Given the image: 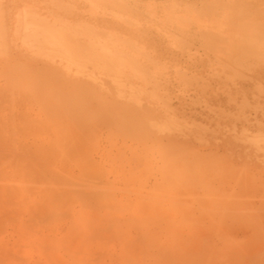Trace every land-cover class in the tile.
I'll return each mask as SVG.
<instances>
[{"label": "rangeland", "instance_id": "374dc122", "mask_svg": "<svg viewBox=\"0 0 264 264\" xmlns=\"http://www.w3.org/2000/svg\"><path fill=\"white\" fill-rule=\"evenodd\" d=\"M111 3H113V4H111ZM118 3H120V5ZM23 8H25V9L27 8V10L28 9L36 10L41 15L42 18L47 19L46 21L51 26L57 27V25L60 24V25H62L60 28H63V25H64V27H66V25H67V27L70 26L69 27L70 31H72V30L75 31L76 29H78L77 27H79L82 30H87L86 34H84V32H83L81 37H79V42H80V40L81 41L83 40L82 42H80V44L82 46L84 45V46L89 47L87 43L89 41H91L93 39L92 37H94V36L100 37V38L104 37L105 39L107 37L108 38L107 42L108 41L110 42V39L116 40L115 41L116 45H114V46L117 47V42H118L119 43L118 45H120L119 46L120 49L118 48L119 50H121L123 53H126L128 56H133L134 59H137V62H138L137 67H139L140 70L142 69L141 70L142 72L145 71V72H143V76L146 75L147 77L145 78V80L150 81V82H148L149 84L147 83L146 85L145 84L143 85L139 80H137V78L129 79V80H131V82H132V80H134L132 82V87L137 88L139 86V88H137V89H140L144 93L143 96H142V94H140L138 97V98H140V96L143 97L141 100L139 99V104L144 103V105H142V104L137 105V103H136L137 106H135V107H139L142 110V113L146 112V115H148V118L152 119V120L149 119L150 121L148 119H146L145 122H147V121L150 122V126H151V123L154 122L155 125L159 127V124H162L164 121L167 122L168 118H169V120H171L172 123L178 119L175 122L176 124L178 123L177 126H176V124H173L174 125L173 126L174 132L173 131L172 132L171 131H169V132H167V131L162 132L161 131L159 133V131H157L159 133L158 134V133H156L155 129L151 128L152 130H154L156 135H154V136L150 135V136H148V138L151 140L152 139H156V140L155 141L152 140L151 142H149V139H148L147 142L149 144L153 143V146L155 144L154 149L156 151L154 154L156 156L158 154L161 156L164 155L163 153H161L163 151V149H161L162 147L159 145L160 143H162L163 145L162 144L161 145L164 146L165 140H166V142H168V140L174 141L176 139H179L181 142L179 140H176L177 143L180 142L179 143L180 145L182 143H184V145H186V147L189 146V148L191 146V148H190L191 153L196 152V154L199 156L198 157H197V155L194 156L195 154L192 155L190 152H188V150H187V155L185 156L186 151L183 149H181V151H180V149L178 148L179 147L178 145L175 146V145H173L175 143L171 144L170 142L169 143L165 142V145L170 146V149L173 150L171 152H168L169 159H172L174 157L175 153H176V155L178 154L177 157L175 155V158L180 157L178 160H182L181 157L184 158V161L182 163V168H183L184 174H185L183 181L179 182V180H178L176 183V179L173 177V175L175 173H172V177L170 175L171 173L169 174L170 177L173 178V180H174L173 184H171V182H173V180L170 181L171 178L169 177L168 174H167L168 175L167 177H169L170 180H167V177L165 178V173H164L165 170L161 167H164L165 164L168 165L169 161L167 160L168 157L162 156L165 159L166 158L167 159H166V161L162 160L163 162H161V163L162 164L165 162H167V163H165L163 165H161V163H158V164L155 163L158 166H154L155 164L152 166L153 171H156V172L158 171V173L160 171L162 172V173L161 172L159 173L161 176H159L158 173L152 174L151 173L152 171L151 172L149 171L150 174L148 175L147 170H146L147 173L144 174L142 172L144 175H141L142 173L140 174V172L144 171V170L139 171L142 168V166H140L141 168H138L139 170H137V168H136V170H135L136 174L135 175H137V173H138L137 171H139V173H138L139 177L137 179L138 181H139V178L141 180V178L143 176H145V175L147 176L145 178L144 177L142 178L141 183H143V184L141 185L142 187H140V188H138V186H139L138 181L135 184L136 186L132 185V184L131 185L128 184V180H127V182H125L127 184L123 183L124 179L125 180L127 179V178L123 179V177H126V176H122V174H121L120 178H119L118 170L114 169V172H113L112 165L108 164L107 162L100 164V165L97 164V167H99L98 168L99 170L96 167H93L94 169L98 170V171L96 170L98 172V175H97V172L90 167V168L86 169L87 171L92 170V172L88 171V172H90V174L87 171L85 172L83 170L82 171L80 170V173L82 176H79L78 170L75 169L74 165L72 164L73 162L70 163L71 161L70 162L68 161V163H70L72 165V166L68 167L66 165V162L62 163L63 161H58L55 157H52L53 159L52 160L50 159V162L53 161V163L51 164V167L55 165L54 166L55 170L53 169V172H56V175H58V173H59L58 176H60V174L65 173L66 175L71 177L70 174L72 173L71 175H73L72 176L73 180H75L77 183L78 182H83V183L76 184L73 181L72 184L71 183L69 184L66 182L67 184L72 185V186H69V185H66V183L63 184V182H65V181H61L62 185L69 186V187L65 188V186H61V188H60L59 187L60 185H58L57 187H54V186H56V184L52 181L54 184L51 183L52 185L49 188L53 189V187H54V190L52 191L51 189H48L46 192L45 189L43 190L44 185H42L43 181H42V178L40 175V170L38 172L37 171L38 167L37 166L34 167L33 166L34 164H33L32 167L34 169H36L37 172L33 169L34 170L33 172H35L34 173L35 176L32 175L33 174L32 170H31L32 168L28 167L29 171H31V173H32L30 175L35 179L36 178H39V179H36V181H34L35 179H33L32 177H30V178L28 177L29 180L33 179L32 180L33 183L31 184L29 181L28 184L30 183V185H33L34 183L39 182V183H36V185L37 184H41V185L40 186L39 185H37V186L33 185L32 188L34 186L35 187L32 191H31V189H30V191L24 190V192H26L27 196L28 195L32 196L28 192H30L32 194H34L33 192H39L38 196L36 194H34V196H36L35 197L36 199L38 197L40 198L39 194H40V191L42 189L43 193H44L43 194L44 197L42 195L41 196L43 198V202H45L47 197H48L47 200H49V199L53 200L52 197L54 198V194L56 191L59 192L60 190L61 191L66 190L65 191L66 193H70L72 191V193H70L71 196L69 195V197L71 199L67 198L68 196L64 195V198L62 200H64L66 198L65 200H67V201L64 200V202H66V203H65V206H64V204L61 205L62 206L61 209H57V207L53 208L54 206H56L55 202L57 203L58 202L57 200L52 201V202H49L50 200L49 201L46 200L45 206L46 207L48 206L51 208L50 209L47 207L49 210H52L51 211L52 214L51 213L48 214L49 211H47L48 210L47 208L42 206L43 203H40V204H42V205H40L38 201L35 202L36 200H34V202L38 206H40V208H43V209H41L43 211L42 212L40 211L42 215L39 214V216H38L39 218L37 217L38 219L36 217H34V216H36L35 214H37V213H34V216H33L34 218L32 217V215H30L31 216L30 217L28 215L29 214L28 210H29V212L30 211L32 212V210L34 208L35 203H33V202L31 203V201H33V199H34V196H32V200L30 199V197L28 199V197L25 195V193H23L24 195H18L17 196V192L15 191L16 190L15 189L16 188L15 187L16 186L15 180L16 179L12 176L11 181H10V186H11L10 201L12 203L8 202L9 204H11L12 207L7 205L8 207L6 210L4 208L2 211H0V220H1L0 222H2L0 224L1 225L0 233L2 232L0 234V239H1L0 240V248H2V246H3L4 247L3 250L5 249L4 251H0V254L2 252H4V254H2V255L7 256L8 259L6 261V259H4L6 257L5 256L2 257L0 255V258L2 257L0 259V264L2 262H4L5 264H7V263L9 264V262H10V264H34L35 262H39V261H36V260H38V258H40L39 260H40V262H42L40 264H43V263L48 264L49 261H52L53 264H58V263L59 264H61V263L62 264H87V263L90 264V261L93 262L92 264H100V262H101V264H118V263L121 264L123 262V261H121L122 260V257H121L122 254L119 253V251L120 250L123 251V250H122V247H120L121 246L120 241H119L120 239L118 240L119 243L117 241L118 235L116 236V234H114V236L116 237L115 239L113 238L114 236L113 237L111 236L112 232L111 233H109V232L112 231L113 228L110 231L108 230L109 231L108 233L110 235L104 231L107 228V225H106L107 222H109V221L113 222L114 220L119 219L120 221L119 220L118 221H119V223H121V222H123L124 218L125 219L128 218V213L124 212L117 219H115L116 217L114 219H111L113 217L112 216L108 217L107 215H105V213L110 212V211H112V213H113L114 212L113 210H116V209L115 208L110 209V206L112 204H113L112 205L113 207L119 206V207H117V210H118V208H120V209H121V207L123 208L125 204L128 206L131 203L133 204L132 201L138 200V197H139L138 193H140V192L137 193V190L140 191L141 189H143V190L147 191L146 193L152 194V192H153V194H154V193H156L157 190L153 191L150 189L160 188V189H158L156 195L158 197L159 196L161 197L162 194L165 195V192L169 191V190H166L168 187L172 188L175 184H177L178 186L176 185V187L179 189V188H181V185L183 183L185 185L182 186V188H183V189H181L182 191L180 190L181 197H187L189 199V202H190L194 196H196V199L198 196V199H199L198 205L200 204V206H201V204L202 205L204 204V206H203L204 209H201V210L196 209L195 210L194 208L197 206L196 205L197 203L194 204L193 199H192V202H190V205L193 204L194 208H193V206H191V207L189 206V208L191 210L195 211V212L192 211V214H193L192 215L191 210H190V214L194 217H197L196 219H198L199 221H202L203 224L205 223V225H202V223L200 222L199 228H201V229L196 230L197 232L199 231L198 233H200V234H198V233L197 234L201 238L197 236L198 238L196 237V239H195L196 235H193L194 240L198 241L199 244L197 242H196L197 244L194 242L195 247H193V248L191 247V249L188 250L190 247L188 248L189 245L187 243H190V241H185L184 243H185L186 247L185 246L184 247L186 249H184V247H183V249L181 250V255L185 256L186 254H182V253H183V251H184V253L186 252L187 253L186 257L189 258L188 259L189 261L191 260L192 264H219L217 262L218 261L221 262L223 254H227V253H228V256L227 255H226L227 257L224 256V258L226 257V260L223 258L221 264H224V260L227 264H264V256H261L262 254H264V232L261 231V230L264 231V225H263L264 224V221H263L264 220L263 219L264 218V215H263L264 214V199H263L264 198V143L261 142L262 140L260 141L261 142L260 144L258 143L260 140V137H262L261 139L264 138L262 136V134L264 135V104H263L264 103V91H261L262 93L260 92V88L264 89V0H105V1L104 0H98V1L93 0V2H92V0H0V14H1V16H3V14L4 15L6 14L5 16L1 17L4 19H0L1 22L4 23V24H2V26L0 25V28H3L5 30V37H3V39L6 38V41H7L6 46L8 47L9 50L3 45V44H5V42L2 44V41L0 40V43L2 44V47L3 46L5 47V48L3 47L5 49V51L8 50L6 53L7 54L9 53V55H11L15 60H17V59L19 60L20 58H22V60H24L25 62H27L29 64V63H31V62H29L31 60L28 59L30 57L28 54L29 52H28V50H26V48L24 46H21L22 43H19V41H18L19 39H17V38H24L26 33L21 31L22 28H20V30L18 32L16 31L17 33L12 32V31H15V27H17L16 26L17 25L16 16H17L18 12H20V10ZM223 8H227V9H223ZM3 10H4V12H3ZM235 12H237V13L235 14ZM231 13L234 16L232 15V17H231ZM226 14L229 15L228 18L232 22H230L229 19L226 17L227 16ZM5 17H6V19H5ZM219 18H222V19H219ZM226 19H228V20L226 21ZM167 21H169V22H167ZM60 25H58V27ZM178 25H181V26H178ZM233 28H235L236 30ZM80 29H79V31H81ZM214 31H216V32H214ZM250 31H251V33H250ZM88 32H90V33H88ZM228 33L230 34V36H226V34H228ZM247 33H249V34H247ZM1 34L2 33H0V35ZM93 34H95V35H93ZM222 35L223 36L225 35L226 37H222ZM241 35H242L243 39H242ZM250 36H251V38H255V39H252L253 40L252 43L256 46V49H253V50L258 51V53L253 54L252 52H254V51L248 53L249 51H251V49H252L251 47H253L250 44L251 41L249 42V47L248 48L245 47L247 44L245 45L244 41L248 40V39H246V37H249V39H250ZM87 37H88V40H87ZM89 37H90V39H89ZM228 37H230L229 39H231V40L234 39V40L230 41L228 39ZM235 37H238L239 40L236 39ZM222 38H224V39L227 38V41L229 44L225 45V43H224V47H223L222 43L225 42V40L222 41ZM244 38H245V40H244ZM16 39H17V41H14ZM172 39L174 41H172ZM235 39L237 40L238 44H240V46L238 45V47H236L237 42H236V44L233 43L236 41ZM242 40H244L243 41V47L241 45ZM119 41L122 42V44L124 43L125 46L122 47L121 46L122 44ZM107 42H105L106 45H108ZM245 42L248 43L247 41H245ZM209 43H211V44H209ZM1 44H0V48H1L0 51L2 50ZM230 44L231 45L234 44V46H231L232 47L231 48L229 46ZM227 46H229L231 49H229V47L227 48ZM116 47L114 48L115 50L117 49ZM3 51H1L0 53H3ZM95 51H99V48ZM226 51L228 52V54ZM259 51H261V52L259 53ZM218 52L222 55L218 54ZM224 52H225V54H224ZM229 52L232 55H230ZM132 53H133V55H132ZM234 53H236V54H234ZM242 53H244V54H242ZM251 53H252V55L250 56ZM256 54H258V55L256 56ZM5 56H6V54H5ZM222 56H224V57H222ZM247 56L248 57L250 56L249 59ZM1 57H3V56H1ZM1 57H0V59H1ZM26 58H27V60H26ZM238 59L239 60L243 59V61L246 60V62L245 61L243 62L242 60H241V62H239ZM261 60H263V61H261ZM39 62L42 64L44 62V65L46 64V65L53 66L52 63H49L48 61H45L42 59H40ZM14 63H15V61L12 62V65ZM55 64L57 65L58 63H55ZM55 64H54V66H55ZM55 67H57V66H55ZM221 69H222V71H221ZM156 70H158V71H156ZM225 70H228V71H225ZM62 71L65 72L64 70H62ZM229 71H231L230 75H229ZM234 71H236V72H234ZM88 72L89 71H87V73ZM203 72H204V74H203ZM237 72L240 73L241 75H243V77H245L247 79V81L245 78L238 76ZM219 73H221V74H219ZM223 73H225V74H223ZM231 73L233 74V76H231L232 75ZM70 74L69 75L66 74V76H70ZM150 75H152L151 76L152 78L149 77ZM177 75H179V76L176 77ZM184 75L186 77H188V78H186V80H184L185 79ZM235 75H237V76H235ZM191 76H193L194 81L192 80ZM198 76L200 78H198ZM181 77L184 79H182ZM70 78L72 79L73 77L70 76ZM202 78H204V79H202ZM196 79H201V80H204L205 82H202L201 80H196ZM237 79L238 80L240 79V81H238ZM2 80H3V78L0 81L3 82ZM84 81L86 82V84L91 83V81L89 82L88 79H86V80L84 79ZM100 81L101 80H96L95 83L99 82V84H101L102 81L101 82ZM241 81H245V82H241ZM185 82H186V85H185ZM248 82H249V84H248ZM230 84H231V86H230ZM92 85H95V84H92ZM101 85L99 86V90L100 89L111 90L110 89L111 86L113 87V84H107V87H110V88L105 87V89H104V88H100V87H103L105 84H103V86H101ZM108 85H110V86H108ZM127 86H128V84H127ZM128 88L129 87H127V89ZM200 88H202V89H200ZM103 90H101L102 93H103ZM106 90H105L104 94L109 95V93H112L109 90H108V92ZM143 90H145V92ZM255 91H258V92H255ZM115 96H116V94H115ZM17 97H20V95H17ZM253 97L255 100L253 99ZM17 99H18V101H21L22 103H20L21 105L17 106V108L14 109V110H18V112L16 111V113H17L16 118L17 119H23V118L26 119L27 116L28 117L30 115L34 116L33 114L35 113V111H37V110H35L36 108H34L35 106L30 104V103L29 104H26V102L24 103L21 100V99H24L22 97V95L20 98H17ZM17 99H16V101H17ZM117 99L120 100L122 98H117ZM246 99L248 100V102L242 101V100H246ZM228 100H230V101H228ZM231 100L234 103H232ZM18 101H17V104H19ZM120 101H124V99H122ZM240 101H242L244 103H242ZM30 105H32V106H30ZM241 105H243V106L246 105V106H244V108L242 107L243 108L242 109L240 107ZM247 105H248V108H247ZM28 107H29V110H26ZM142 107H145V108H142ZM238 107H240V108H238ZM139 108H137V109H139ZM151 108H153V109H151ZM20 109H22L24 111L26 110V112H29L30 109L31 110L33 109L32 110L33 113L29 112V113H31L30 115H27L28 114L27 113L26 114L27 116L25 118V115H24L25 112H22V110H20ZM147 109L151 110L152 114L150 113V115H149V111L147 113ZM165 111L167 114L165 113ZM21 113H22V115H24V117L21 116ZM153 115L156 117H154ZM171 115H172V117H171ZM31 116L29 118H31ZM149 116H151V117H149ZM164 116H166L167 118H165ZM20 117H22V118H20ZM160 119H162V120H160ZM172 119H174L175 121L174 120L172 121ZM18 121H19V123L21 122L20 120H18ZM18 121H17V123H18ZM244 122H246V123H244ZM169 123L170 122H168L166 124H169ZM190 123H192V124H190ZM201 124H204V125H201ZM148 125L149 124L147 123V126ZM183 126H185V127L183 128ZM149 127H148V129L151 130ZM178 127H180V128H178ZM181 127L184 129L183 132H182L183 129L179 130V129H181ZM186 128H187V130H186ZM30 130H31L30 132L32 134V137L34 136V139H33L34 141H31L32 138L31 139L29 138V140H28V137L29 136L31 137V135L27 134L26 135L27 136V143L29 144L30 142H32L35 144V146H34V144L31 143V144H29L30 146L27 144L28 145L27 148L30 147L29 149H30V151H32L31 149H34L36 146L39 147L40 143L37 144V142L39 140L35 139V135H36L34 133L35 131L33 132L32 129H30ZM32 132L34 133V135ZM164 132H166V133H164ZM176 132H177V134H175ZM36 133L38 135V133H40V131L38 130V131H36ZM45 133H49V132L45 131ZM184 133L187 134L188 136L185 135ZM160 134H161V136H160ZM259 135H260V137L257 138ZM45 136H46V134H45ZM174 136L176 137V139L173 138ZM250 136L251 137L253 136L255 138V140L259 139L257 141V143L259 145L255 141H252L251 140L252 138ZM255 136H257V137H255ZM243 137H244V139H242ZM249 137H250V139H249ZM167 138H169V139H167ZM204 139H206V140H204ZM234 139L237 142L233 141ZM100 140H102V141H98L96 144V147H94L95 146L94 145L93 147H90L91 149L88 148L89 146H92V145H90L91 143H89V146H87V150L88 149L90 150V151H88L89 152L88 156L90 155V159L92 161V163H91L87 157V159H88L87 161L89 163H91L90 166H94V164L96 165V162H100V156H101L102 151H103L102 148L107 147L106 144L104 143V139L101 138ZM221 140H223V141H221ZM176 141H174V142H176ZM240 141H241V143H240ZM248 141L251 143L248 144L249 143ZM198 142H200L202 145L199 144ZM222 142H224V143H222ZM253 142H255L257 144V146ZM113 143L114 144L116 143L118 145L119 143L120 144L122 143V140L117 137V139L113 140ZM129 143L130 142H128V144ZM231 143H234V144H232V146H231ZM87 145H88V143H87ZM144 145L145 146L147 145L146 141H144V144L142 143V145L139 144L138 146H143V148H144L145 147ZM235 145H236V147H235ZM248 145H250V146H248ZM41 146H45V145H41ZM158 146H160L161 148ZM173 146L174 147L178 146L177 149L179 151L176 148H173ZM243 147H245V148H243ZM253 147H254V149H253ZM41 148H44V147H41ZM82 148H83V146L81 147L80 150H82ZM84 148L86 150V146H84ZM84 148H83V150H84ZM174 150L176 152H174ZM18 151H21V150H18ZM28 151L26 150L25 154L21 153L22 157H24V155L26 157V153ZM252 151H254V152H252ZM78 152H80V151H78ZM209 152L210 153L213 152L211 154L212 157H211V155L207 156L208 158H212L211 162H210L211 159L208 160V158L206 157V155H207L206 153L209 154ZM18 153H20V152H18ZM31 153H28L27 156L29 157V155ZM84 153H87V151L86 152L84 151ZM262 153H263V155H262ZM260 154L262 157L260 156ZM33 155H35V154H32L31 156H33ZM126 155H128V154L126 153ZM221 155L224 157L221 158L222 157ZM187 156H188V158H187ZM19 157L21 158L20 154H19ZM127 157H128L127 160L129 162L127 160L125 162L127 164V166L125 165L126 169H128L132 165L134 167H139V165H138L139 162L132 160L129 156H127ZM219 157L221 159H223L222 163L220 161L221 159L219 160ZM252 157H253V159H251ZM31 158H32L31 160L29 158V161H33V157H31ZM34 158H36V156H34ZM175 158H173V159H175ZM198 158L199 159L201 158L200 159L201 163L198 162ZM250 159H251V161H250ZM54 160H57L55 162H58L59 165L56 163L54 164ZM228 160H229V162H228ZM34 161H35V159H34ZM224 161H226V164ZM242 161H243V163H242ZM38 162L40 163L41 161L37 160V163ZM47 162H45V163L47 164ZM26 163L29 164L28 161ZM30 163H33V162H30ZM43 163L41 164L42 166H44ZM63 164H65V166L67 167L68 170L65 169L66 167L65 168L63 167L64 166ZM197 164H200V165H197ZM56 165H58V167ZM129 165H131V166H129ZM221 165H223V166H221ZM226 165H228L229 167H227ZM246 165H247V167H246ZM29 166H31V165H29ZM42 166L40 167V165H39V169H41ZM49 166H50V164H49ZM49 166L48 167L44 166V167H46L45 169H47V168H50ZM87 166H89V164L86 165V168H87ZM187 166H188V168H187ZM197 166H200V168ZM219 166H221V167H219ZM236 166H239L240 168L242 167L241 168L242 171L238 169L239 167L236 168ZM153 167H155V168L157 167L156 170ZM209 167H213L214 169L216 167L215 172H214L213 168H209ZM222 167H223V170H222ZM56 168H59V171L56 170ZM228 168H230V172H228L229 171V170H227ZM235 168L237 170H235ZM245 168L247 171L245 170ZM260 168H262V169H260ZM187 170L190 172H188ZM209 170H211V171H209ZM216 170L218 173L216 172ZM47 171H48V169H47ZM50 171H48V172L50 173ZM67 171H70V172H67ZM212 171H213V174L210 173ZM195 172H196V175H194ZM224 172L226 173L227 176L225 175ZM248 172H250V173H248ZM205 173L206 174L210 173V174H209V176H207ZM220 173H222V174H220ZM44 174L47 175L46 173H44ZM44 174L42 173V175H44ZM151 174H152V176H151ZM234 174H235V176H234ZM239 174H243L244 178H243V176H241ZM45 175H44L43 179H45ZM52 175L56 176L55 174H52ZM52 175L50 174V175H47L46 177L47 178L49 176L52 177ZM154 175H156L155 176L156 180L153 179ZM205 175H206V177H205ZM62 176L63 175H61V177ZM74 176H75V178H73ZM158 176L161 177V179ZM174 176L178 179L176 174ZM80 177L84 178V180L81 181ZM210 177H212V178H210ZM77 178H79V179H77ZM222 178H223V180H221ZM122 179H123V182H121ZM202 179H204V180H202ZM45 180L47 181V179H45ZM57 180H54V181H57ZM69 180L67 179V181H69ZM143 180H145V181L143 182ZM159 180L161 183L159 182ZM202 181H203V183H200ZM48 182L49 181H47V184L45 182V185H48ZM58 182H56V183H58ZM154 182H156V183H154ZM157 182L159 183L158 185H157ZM181 182H182V184L180 185ZM107 183H109V184H107ZM110 183H112V184H110ZM258 183L260 184L261 187L259 186ZM92 184L93 185L96 184L97 186L95 185L96 187H93ZM162 184L165 186H161ZM79 185H81V186H79ZM123 185L126 187L125 190L123 189V187H124ZM143 186H144V188H143ZM155 186H157V187H155ZM159 186H161V187H159ZM228 186H229V188H227ZM253 186H255V187H253ZM27 187L29 189L31 186L30 187L25 186V189H27ZM62 187H64V188H62ZM70 187H72V188H70ZM176 187H173V188H176ZM55 188L59 189V190H56ZM136 188H138V189H136ZM177 188L175 190H178ZM203 188H205L206 191ZM13 189H14V191H13ZM75 189H77V190H75ZM96 189H98L99 191ZM245 189H247L246 190L247 192L245 191ZM249 189L251 190V192ZM68 190H71V191L67 192ZM108 190H110V191H108ZM143 190H141V192L144 193L142 195L145 196L146 193ZM256 190L258 191L257 193H259V194L256 193V195L258 197L254 193ZM51 191H52V194L50 193ZM149 191H152V192L150 193ZM244 191H245V193H244ZM97 192H99L98 193L99 195L96 194ZM107 192H110L111 194L110 193L108 194ZM235 192H237V194H240L242 196V197H240V195H238L240 197L239 198L240 200H238V201H237L238 196H237V198L234 197V198H236V201L231 196L232 194H233V196H235L234 195ZM240 192H242L243 194ZM46 193H47V195H45ZM60 193H62V192H60ZM168 193H166V196H169V198L171 196V198H172L173 193H170L171 195H169ZM175 193L176 192L174 191V194ZM180 193H178V194H180ZM218 193H219V195H218ZM224 193L230 195L231 197H229V196L225 197L227 195ZM57 194H56V196H57ZM82 194H83V196H82ZM149 194H147V195L149 196ZM199 194L204 195V196H201ZM222 194H224V195H222ZM48 195H50L52 197L49 198ZM66 195H68V194H66ZM75 195L77 196V199H79L78 201H75L76 199L73 200L76 197ZM104 195H105V197H104ZM192 195H194V196L191 198ZM221 195H222V197L224 196L225 198L220 197ZM23 196L25 198L27 197L25 199L26 201H24V200L23 201L27 202L29 204H27L28 206L26 205V203L22 204V206H20V207L22 208L25 205L26 208H22L23 210H20V207H18L19 205H17V203L19 202V204H20V202H22L21 200H22V198H24ZM97 196H98V199L99 198L101 199L103 197L102 200H104V201L97 200ZM17 197H19V198L16 200ZM110 197H112V198H110ZM176 197H177V195L175 196V198ZM204 197H206V198H204ZM213 197H220L223 200H226L225 202L226 203L228 202V204L225 205L226 204L225 202L224 203L222 202V204H220V202H218L219 206L217 207V205H218L217 201H219L220 198L219 199L214 198V200H213ZM39 198L37 200H39ZM56 198H58V196ZM165 198H168V197H165ZM173 198H174V196H173ZM200 198H201V201H200ZM229 198H230V200H229ZM27 199H28V201H27ZM68 199H70V200H68ZM216 199H218V200H216ZM256 199H257V201H256ZM62 200L59 202V204L62 202ZM107 200H109V202ZM115 200L118 202H116ZM158 200H160V199H158ZM174 200H173V202H174ZM176 200L178 201L180 199L176 198ZM39 201L40 202L42 201L41 198ZM69 201H72V202L69 203ZM97 201L100 203H98ZM114 201H115V203H114ZM230 201H231V204H230ZM234 201L237 203H235ZM15 202H17V203H15ZM47 202L50 204H47ZM119 202H120V204H119ZM160 202H162V203H160V205L162 207H164L165 204H167L169 201L167 202V200H163V201L160 200ZM101 203H103L105 205L103 207H101L102 206ZM116 203H118V204H116ZM179 203H180V201L178 202V204ZM12 204H14V207ZM30 204L33 206H31ZM59 204H58V207H59ZM114 204H116V205H114ZM173 204L175 205V203H173ZM211 204H213L212 205L213 208L211 207ZM66 205L67 206L73 205V207H74V208L72 207L73 211L70 210L71 215H70V217L69 216L68 217L69 218L72 217V220H73L75 225H76V223L78 224L80 221L77 219V217L79 218L82 216L81 212H82L83 208H85V210L87 209L89 211L88 215L92 214L94 216L97 213L96 216H98V217L100 216V218L96 217L97 219H94V218H90V217L87 218L88 216H86V219H85L84 216H82L85 219L84 220L82 218L83 221L86 223V225L84 226V224H81V222H80L79 226H81V227L83 226L82 231L80 230L81 231L80 232L79 230H76L77 226H76V228H74V226H75L74 224H73L74 226L73 225L70 226L72 220L71 219L67 220L68 217H66V215L70 211L67 209L69 207H66ZM92 205L97 209H94V207H92ZM228 205H229V207H227ZM107 206H109V207H107ZM27 207H30V208L27 210ZM226 207H227V210H225ZM17 208H19V209H17ZM106 208L107 209L109 208L110 211L107 210ZM201 208H202V206H201ZM38 209H39V207H38ZM38 209H37V211H38ZM55 209H57L59 211H57ZM208 209L209 210H215V211H209ZM15 210H19L20 213L16 214L18 211L15 212ZM79 210H81V211H79ZM85 210H83V215L85 213ZM87 210H86V212H88ZM90 210H91V212H90ZM123 210L127 211V209H123ZM242 210H244V211H242ZM13 211L15 214L12 213ZM21 211L23 212V214ZM34 211L36 212L35 209L33 210V212ZM223 211H225V213ZM226 211H227V213H226ZM237 211H239V212H237ZM240 211H242V213H240ZM64 212H67V213L65 214ZM54 213H56V215L58 213H59V215H60V213H62V214L64 213L63 214L64 218L63 217L61 218V216H62V214H61V216H59L60 219L56 220L57 218L54 217L55 216ZM197 213H199V214H197ZM31 214H33V213H31ZM74 214H76V216ZM85 214L87 215V213H85ZM5 215L8 219H6ZM17 215L18 216L20 215L19 219L17 218L18 217ZM21 215H22V217H21ZM50 215H52V219L50 218L51 220H48L47 217L48 216L51 217ZM79 215H81V216H79ZM256 215H260L259 217H261V219L258 216L256 217ZM261 215L263 216V218ZM15 217L17 220L15 219ZM53 217H54V219H53ZM56 217H58V215ZM103 217H104V219H102ZM199 217H200V219H199ZM9 218H10V221H9ZM12 218L14 221L11 220ZM44 218L45 219L47 218L45 220L46 225L42 221V220H44ZM253 218H254V220H253ZM79 219H81V218H79ZM7 220L10 223L6 222ZM26 220H28V221H26ZM86 220H88V222L90 221V223L92 222L91 223L92 225H90L91 227L89 226L90 223H87ZM259 220H261V221H259ZM22 221H23V223H20ZM30 221L33 222L32 224L35 223L34 227L30 223ZM53 221H55V222L58 221L59 224L57 222L55 224ZM168 221H167V223L169 224ZM238 221H239V223H238ZM4 222L6 224L8 223L10 226L8 224L7 225L4 224ZM42 223H43V225H42ZM165 223H166V221L160 222L161 225H163ZM2 224L6 225V227L3 226ZM36 224H37V228H35ZM38 224H41L42 226H44L45 229L42 226L40 227ZM47 224H49V225H47ZM171 224H169V226ZM226 224H228V225H226ZM235 224H236V226H235ZM26 225H28V226H26ZM52 225L54 228L52 227ZM214 225L216 226V228ZM262 225H263V227H262ZM14 226H15V228H14ZM68 226L70 228H68ZM163 226L161 228H164ZM233 226H235V227H233ZM257 226H259L261 228H259ZM27 227L29 228V230H27L28 229ZM238 227H242L241 229H243L242 230L243 232L241 231L240 228L238 230ZM52 228L54 230H57V231H54ZM71 228L74 229V231H75L74 233H73V229L70 233ZM109 228H110V226H109ZM16 229H17V231H16ZM98 229H100V232H97V234H101V235L98 237L96 236L98 241L96 239H93V241H92V238H95V237H93L94 236L93 232H94V230L97 231ZM235 229H236V231H235ZM101 230H103V232ZM28 231H30L29 234H27ZM83 231H86V232L84 233ZM52 232H55V234ZM181 232L182 233H180V237H182V240H183V236H186V235L189 236L188 234H186V233H189V232H186V229L184 230V228H182ZM30 233L32 234V237L30 236ZM203 233H205V235ZM211 233L212 234L215 233V235L213 234L214 237L212 236ZM242 233H244L245 235ZM3 234H4V236H3ZM137 234H138V232L135 229L134 230L131 229L130 234H129L130 239L135 242L136 236L137 237L139 236V234L138 235ZM202 235H204V236H202ZM229 235H231V236H229ZM54 236H56L55 237L56 239L54 238ZM226 236L231 237L232 240L238 239V240H243V241H240L241 243L239 241L238 242L234 241L237 243H233V241H231L233 244H236V245L238 244L237 247L235 246V248H234V246H232V243L229 241L230 238L227 239ZM24 237L26 238V240H29V241L32 240V238H33V240L36 243H38L39 245H37L33 240H32L33 242L30 241L31 243L29 241H26V240H19V238L25 239ZM29 237H31V238H29ZM50 237H53V238L50 239ZM100 237H101V239L108 238V242L106 239L99 240ZM186 237H184V238L186 239ZM262 237H263V239H262ZM45 238L47 239V241L49 243H46ZM193 238H190V239L192 241H194ZM204 238H206V240H204L205 241L204 243H207V247L205 246L206 244H203V248H205V249H203V251L205 250L206 254H204V252L201 251L202 247L200 249L196 248L198 245H200V246L202 245L201 244L203 242L202 239H204ZM53 239L56 240V245H57V243L60 244L59 247H57V248H59V249H57L58 251L55 250L56 251L55 254L58 257L55 256V254H54V251H53L54 248H53V250L50 248L52 250L51 251L48 247V246H50L48 244L54 245L52 243L54 241ZM188 239H189V237H187L186 240H188ZM40 240H42L43 242H41ZM49 240H51V242ZM57 240H58V242H57ZM59 240L60 241L63 240L62 243H63V247H65L64 249L62 247H60L61 243ZM139 240H142V238ZM164 240H165V238H164ZM4 241L7 243L9 242L7 247H5L6 244ZM22 241H23V243H22ZM25 241H26L27 245L25 244ZM14 242L17 243V246H16V244L13 245ZM66 242H67V244H66ZM138 242L139 241L136 240V244L134 243V246L137 245V252L138 253H136V254H138L140 257H142V252L146 249V247H143L142 249H144V250H142L141 249L142 246H140V244L141 243L143 244V242H141V243L139 242L140 244ZM224 242H225V244H227L226 242H229L226 245L228 247H230V243H231L232 247H230L231 249L229 248L230 249L229 251H228V249L226 250V248H228V247H226V246H225L226 248L223 247ZM249 242H251V243L249 244ZM33 243H34V245H33ZM42 243H43V245H42ZM103 243H105L104 244L105 246L103 245ZM163 243L162 244L165 245V247H166L167 246L166 245L167 240H166V242L163 241ZM244 243H246V244H244ZM2 244H4L5 246ZM46 244H47V246H46ZM192 244H193V242H192ZM241 244H243L242 247H241ZM20 245H22L21 246L22 248L20 247ZM28 245H29V247H28ZM239 245H240V247H238ZM246 245H248L249 248ZM8 246H10V247H8ZM39 246L40 247L45 246V249L44 248L42 249V247L40 248ZM46 247L48 248V250ZM115 247H116V250H115ZM165 247H162V248H165ZM220 247L223 248L224 250H222ZM195 248H196V251H194ZM238 248L239 249L243 248L242 249L243 252L241 251L242 255L240 254L241 252H238V254H237V251L239 250ZM197 249L200 251V253L201 252L203 253V254H201V255H203V256H201L202 258H200V260H202V261L197 259L199 257H197V258H195L196 256L194 257V255L199 253V251ZM45 250H47V252ZM89 250H93V251L90 252ZM35 251H37V252H35ZM43 251H45V252H43ZM99 251L101 254L104 251L103 252L104 258H102L103 255L99 254ZM150 251L151 250L149 249V251H147V253ZM5 252L8 254H6ZM9 252L13 253V254H10ZM40 252H43V253H40ZM50 252L54 254L53 258L55 257L56 259H53L52 257H50V256H52V255H50ZM153 252L156 253L157 251L153 250ZM234 252H235V254H234ZM45 253L48 256H45L46 255ZM207 253H208V255H207ZM43 254H45V255L43 256ZM90 254H91V256H90ZM116 254L118 257L120 256L119 261H118V257L115 256ZM233 254L235 256H233ZM256 254H258V255H256ZM147 255H149V254H146V256H143L145 261H146V259L148 260V258H146ZM236 255H237V257H236ZM238 255H240V256H238ZM244 256H246V257L244 258ZM14 257H15V259H14ZM19 257H21V258H19ZM45 257H47L48 260L50 258L52 260L46 261L47 258H45ZM115 257L117 259H115ZM148 257L150 258V256H148ZM171 257H173V256H171ZM238 257H239V259H238ZM253 257L255 260L253 259ZM143 258H141V259H143ZM175 258L176 257L173 258L174 262H175ZM180 258H182V257H180ZM203 258L205 260H203ZM85 259H87L89 261H87ZM178 259H179V257L176 260H178ZM17 260H18V262H17ZM19 260H21V262ZM54 260H55V263H54ZM171 260L172 259H170L169 263L172 262V264H173V261H171ZM251 260H252V262H251ZM83 261H84V263H83ZM179 261H181V259ZM253 261H254V263H253ZM185 263H183V264H185ZM35 264H39V263H35Z\"/></svg>", "mask_w": 264, "mask_h": 264}, {"label": "bare ground", "instance_id": "6f19581e", "mask_svg": "<svg viewBox=\"0 0 264 264\" xmlns=\"http://www.w3.org/2000/svg\"><path fill=\"white\" fill-rule=\"evenodd\" d=\"M95 1V0H94ZM96 1H98V0H96ZM105 1V0H104ZM92 2H93V0H92ZM117 2V1H116ZM104 4V3H103ZM109 4V3H108ZM111 4H113V3H111ZM110 4V5H111ZM119 5H120V3H118ZM112 6V5H111ZM235 7V6H234ZM223 9H227V8H223ZM231 9V8H230ZM3 12H4V10H3ZM114 12V11H113ZM227 13V12H226ZM234 13V12H233ZM237 12H235V14H236ZM3 14V13H2ZM6 15V14H5ZM4 14H3V16H5ZM221 15V14H220ZM227 15V14H226ZM232 13H231V17H232ZM3 16H1V14H0V19H4V18H1V17H3ZM222 16V15H221ZM228 16L229 15H227L226 17L228 18ZM234 16V15H233ZM223 17V16H222ZM230 17V18H231ZM5 19H6V17H5ZM16 19H17V27H15V31H12V32H14V33H17L19 30H20V28H22L21 29V31H23L24 33H26L25 34V36H24V38H17V39H19L18 41H19V43H22L21 44V46H24L25 48H26V50H28V54H29V60H31V61H29V62H31V63H27V62H25L24 60H22V58H20L19 60L17 59V60H15L11 55H9V53L7 54L6 52L9 50L8 49V47L6 46L7 45V41H6V38H4L3 39V37H5V30L3 29V28H0L1 30H0V33H2L1 35H0V40L2 41V44L5 42V44H3L8 50L7 51H5V47L3 48L2 47V44H1V47H2V50L1 51H3V53H0V57L1 56H3V57H1V59H0V80L3 78V82H1L0 81V211H2L4 208H5V210L7 209V205H9L10 207H12L11 206V204H9L8 202H10V203H12L11 201H10V197H11V186H10V181H11V177L13 176L16 180H15V183H16V192H17V196L18 195H24L23 193H25V195H26V192H24V190H27V191H30V189H31V191L34 189V187L35 186H37V185H41V184H37L36 185V183H39V182H36V183H34L33 185H35L33 188H32V186L33 185H30V183L32 184L33 183V179H35V178H33L30 174H32L31 173V171H29V169H28V167H31L32 169V172L35 170L36 171V169H34L33 167H32V165L34 166V167H38V172H39V170H40V175H41V178H42V185H44V188H43V190L45 189L46 190V192H47V190L48 189H51L52 191L54 190V187H57L58 185H60L59 187L61 188V186H65V185H62V182L61 181H65V182H63V184H65L66 182L67 183H73V181L76 183V184H78V183H83V182H76L75 180H73L72 179V176L73 175H71L70 174V176L71 177H69L68 175H66L65 173H62V174H60V176H58L59 175V173H58V175H56V172H53V169H54V166H52L51 167V164L53 163V161H51L50 162V159L52 160L53 158L52 157H55L58 161H63L62 163H65L66 162V165L69 167V166H72L70 163H72L73 165H74V167H75V169H77L78 170V175L79 176H82L81 175V173H80V170L82 171H87L86 169H88V168H92L93 170H97L99 167H97V164H103V163H105V162H107L108 164H110V165H112V169H113V172H114V169L116 170H118V173H119V178H120V175L122 174V176H126V177H123V179L124 178H127L126 180L124 179V182H123V179H122V181L121 182H123V183H125V182H127V180H128V184H132V185H135L136 183H137V179H138V173H139V171H141V170H144V171H141L140 172V174L143 172L144 174L145 173H147V171H148V175L150 174L149 173V171L153 174H156V173H158V171L156 172V171H153V169H152V166L156 163V164H158V163H161V162H163V161H166V159L164 158V157H168L169 156V154H168V152H171V151H173V150H171L170 149V146H168V145H165V142H166V140H165V142H164V146H162L163 144L162 143H160L159 145L162 147H160V146H158V147H160L161 149H163V151L161 152V153H163L164 155H162V156H164V157H162L161 155H155L154 153H155V149H154V146H155V144H154V146H153V143H148L147 141H148V136H150V135H152V136H154V135H156V133H158L157 131H159V133L162 131H167V132H169V131H173L174 130V125L173 124H176L175 122L178 120L177 118V120L175 121L174 119H172V121L174 120L175 122H171V120H169V118L167 119V122L166 121H164L162 124H159V127L158 126H156L155 125V123L154 122H152L151 123V126H150V122H145L146 121V119H150V120H152L151 118H148V115H146V112H143L142 113V110L139 108V107H135V106H137V105H144V103H141V104H139V99L141 100L143 97H141L140 96V98H138L139 97V95L140 94H142V96L144 95V93L140 90V89H137V88H139V86L137 87V88H134V87H132V82L134 81V80H132V82H131V80H129V79H131V78H137V80H139L143 85L145 84H147L148 82H150V81H148V80H145V78L147 77L146 75L145 76H143V72H145V71H141L140 69H139V67H137V64H138V62H137V59H134V57L133 56H128L126 53H123L121 50H119L120 48H119V46L120 45H118L119 43L117 42V47L116 46H114V45H116V40H113V39H110V42L108 41L107 42V37H106V39L104 38V37H102V38H100V37H92L93 39L91 40V41H89L87 44H88V46L89 47H87V46H82L81 44H80V42H82L81 40H80V42H79V37H81V35H82V33L84 32V34H86L87 33V30H82V29H80L79 27H77L78 29H76L75 31H70L69 30V27L70 26H68L67 27V25H66V27H64V25H63V28H60L62 25H60V24H58V25H60L59 27H58V25H57V27H55V26H51V25H49L48 24V22L46 21L47 19H44V18H42L41 17V15L36 11V10H32V9H28L27 10V8L25 9V8H23V9H21L20 10V12H18V14H17V16H16ZM219 19H222V18H219ZM229 19V18H228ZM228 19H226V21L228 20ZM5 21V20H4ZM172 21V20H171ZM192 21V20H191ZM229 21H230V19H229ZM167 22H169V21H167ZM175 22V21H174ZM187 22V21H186ZM193 22V21H192ZM230 22H232V21H230ZM124 23V22H123ZM2 24H4V23H2L1 22V20H0V25L2 26ZM199 24V23H198ZM53 25V24H52ZM4 26V25H3ZM14 26V25H13ZM178 26H181V25H178ZM14 28V27H13ZM181 28V27H180ZM200 28V27H199ZM79 29L82 31H79ZM233 29H235V28H233ZM14 30V29H13ZM236 30V29H235ZM17 31V32H16ZM195 32V31H194ZM214 32H216V31H214ZM246 32V31H245ZM88 33H90V32H88ZM233 33V32H232ZM250 33H251V31H250ZM92 34V33H91ZM229 34V33H228ZM228 34H226V36H230V34L228 35ZM247 34H249V33H247ZM88 35V34H87ZM93 35H95V34H93ZM234 35V34H233ZM91 36V35H90ZM225 35L223 36L222 35V37H226ZM241 37H242V35H241ZM104 38V39H103ZM120 38V37H119ZM230 37H228V39H229ZM233 38V37H232ZM236 39H238V37H235ZM15 39V38H14ZM17 39L16 40H14V41H17ZM81 39V38H80ZM89 39H90V37H89ZM205 39V38H204ZM203 39V40H204ZM235 39V40H236ZM242 39H243V37H242ZM246 39H248V40H245V38H244V40L245 41H247L248 43H246L244 40H242L241 41V45H242V47H243V41H244V44L246 45L245 47H249V42L251 41V46H253V47H251L252 49H251V51H249L248 53H250V52H252V51H254V52H252L253 54L254 53H258V51H256V50H253V49H256V46L252 43V39H255V38H251V36H250V39H249V37H246ZM4 40V41H3ZM87 40H88V37H87ZM225 40V42H223L222 44V46L224 47V43H225V45L227 44H229L228 43V41H227V38H222V41H224ZM230 41H233V40H231V39H229ZM239 40V39H238ZM22 41V42H21ZM124 41V40H123ZM172 41H174L173 39H172ZM227 41V42H226ZM105 42H107L108 43V45H106V43ZM120 42V41H119ZM236 42H237V40L235 41V42H233V43H235L236 44ZM121 44H122V42H120ZM128 43V42H127ZM83 44V43H82ZM124 44V43H123ZM121 45L122 47L123 46H125V44L124 45ZM129 44V43H128ZM209 44H211V43H209ZM253 44V45H252ZM237 45V46H236ZM235 46L236 47H238V45L240 46V44H238V42H237V44H236ZM230 47L231 46H234V44L233 45H229ZM229 46H227V48L229 47ZM99 48V51H95V50H97L98 48ZM117 48L116 50L114 49V48ZM213 47V46H212ZM229 47V49H231ZM23 48V47H22ZM119 48V49H118ZM182 48V47H181ZM209 48V47H208ZM1 49V48H0ZM102 49V50H101ZM101 50V51H100ZM233 50V49H232ZM236 50V49H235ZM0 51V52H1ZM225 51V50H224ZM239 51V50H238ZM256 51V52H255ZM227 52V51H226ZM237 52V51H236ZM261 51H259V53H260ZM252 53L250 54V56L252 55ZM5 54H6V56H5ZM216 54V53H215ZM218 54H220L219 52H218ZM217 54V55H218ZM224 54H225V52H224ZM227 54H228V52H227ZM229 54H230V52H229ZM234 54H236V53H234ZM242 54H244V53H242ZM246 54V53H245ZM263 54V53H262ZM261 54V55H262ZM132 55H133V53H132ZM137 55V54H136ZM220 55H222V54H220ZM230 55H232V54H230ZM258 54H256V56H257ZM260 55V56H261ZM228 56V55H227ZM249 56V57H250ZM254 56V55H253ZM6 57V58H5ZM25 57V56H24ZM133 57V58H132ZM221 57V56H220ZM222 57H224V56H222ZM248 57V56H247ZM249 57H248V59H249ZM227 58V57H226ZM225 58V59H226ZM230 58V57H229ZM234 58V57H233ZM238 58V57H237ZM240 58V57H239ZM257 58V57H256ZM40 59H42V60H45V61H48L49 63H52L53 64V66H50V65H44V62H43V64L42 63H40L39 62V60ZM246 59V58H245ZM259 59V58H258ZM26 60H27V58H26ZM227 60V59H226ZM239 60V59H238ZM242 61H243V59H241ZM241 60H239V62H241ZM15 61V63L12 65V62H14ZM218 61V60H217ZM228 61V60H227ZM230 61V60H229ZM235 61V60H234ZM245 62H246V60H244ZM243 61V62H244ZM261 61H263V60H261ZM42 62V61H41ZM236 62V61H235ZM238 62V61H237ZM55 63H58L57 65L55 64ZM145 63V62H144ZM221 63V62H220ZM230 63V62H229ZM51 64V65H52ZM54 64H55V66H57V67H55L54 66ZM153 64V63H152ZM43 65V66H42ZM234 65V64H233ZM232 65V66H233ZM235 66V65H234ZM240 66V65H239ZM61 67V68H60ZM60 68V69H59ZM146 68V67H145ZM239 68V67H238ZM64 70L65 72H63L62 70ZM241 69V68H240ZM232 70V69H231ZM87 71H89L88 73H87ZM156 71H158V70H156ZM155 71V72H156ZM221 71H222V69H221ZM225 71H228V70H225ZM233 71V70H232ZM230 72L231 71H229V75H230ZM234 72H236V71H234ZM233 72V73H234ZM72 75H71V74ZM66 74L67 75H69L70 74V76H72L73 78L71 79L70 78V76H66ZM177 74V73H176ZM203 74H204V72H203ZM219 74H221V73H219ZM223 74H225V73H223ZM232 74V73H231ZM237 74H238V76H240V77H242V78H245V77H243V75H241L240 73H238L237 72ZM75 76V77H74ZM152 75H150L149 77H151ZM155 76V75H154ZM179 75H177L176 77H178ZM181 76V75H180ZM231 76H233V74L231 75ZM235 76H237V75H235ZM2 77V78H1ZM148 77V78H149ZM184 77H185V79L184 78H182V79H184V80H186V78H188V77H186L185 75H184ZM192 77V80H193V76H191ZM152 78V77H151ZM198 78H200L199 76H198ZM84 79L86 80V79H88V81L90 82L91 81V83L92 84H95V85H92L91 83L90 84H86V82L84 81ZM202 79H204V78H202ZM230 79V78H229ZM232 79V78H231ZM235 79V78H234ZM246 79V78H245ZM96 80H101L102 81V85L101 84H99V82H97V83H95L96 82ZM196 80H201V79H196ZM195 80V81H196ZM238 80V79H237ZM236 80V81H237ZM100 81V82H101ZM110 83H109V82ZM194 81V80H193ZM202 82H205L204 80H201ZM235 81V80H234ZM238 81H240V79L238 80ZM246 81H247V79H246ZM249 81V80H248ZM152 82V81H151ZM159 82V81H158ZM233 82V81H232ZM241 82H245V81H241ZM195 83V82H194ZM247 83V82H246ZM103 84H105L104 86H103ZM107 84H113V87L111 86V88L110 87H107ZM127 84H128V86H127ZM149 84V83H148ZM232 84V83H231ZM231 84H230V86H231ZM248 84H249V82H248ZM98 85V86H97ZM103 86V87H100V88H104L105 89V87H107V88H110L111 90H109V89H105L107 92H108V90L110 91V92H112V93H109V95H107V94H104V92H105V90H103V89H100L99 90V86ZM185 85H186V82H185ZM191 85V84H190ZM234 85V84H233ZM108 86H110V85H108ZM134 86V85H133ZM181 86V85H180ZM127 87H129L128 89H127ZM182 88V87H181ZM238 88V87H237ZM259 88V87H258ZM200 89H202V88H200ZM227 89V88H226ZM253 89V88H252ZM262 89V90H261ZM101 90H103V93H102V91ZM144 92H145V90H143ZM261 91H264V89L263 88H260V92ZM142 92V93H141ZM255 92H258V91H255ZM262 93V92H261ZM115 94H116V96H115ZM17 95H20V97H21V95H22V97L24 98V99H21L24 103L26 102V104H32V105H34L35 107L34 108H36L35 110H37V111H35V113L33 114L34 116H31L30 114L31 113H29V112H32L33 113V109L31 110L30 109V111L29 112H26V110H29V107L24 111V110H22V109H20V110H22V112H25V118H26V116L27 115H30L31 116V118H29L28 116H27V118L26 119H17L16 117H17V113H16V111L18 112V110H14V109H16L17 108V106H20L21 104L20 103H22L21 101H18V99L17 98H20V97H17ZM24 95V96H23ZM119 96V97H118ZM237 96V95H236ZM250 96V95H249ZM252 96V95H251ZM17 97V98H16ZM116 97V98H115ZM117 98H122V99H124V101H120V100H122V99H117ZM252 98V97H251ZM16 99H17V101H18V103L19 104H17V101H16ZM145 99V98H144ZM156 99V98H155ZM253 99H254V97H253ZM119 100V101H118ZM255 100V99H254ZM260 100V99H259ZM258 100V101H259ZM228 101H230V100H228ZM242 101H246V102H248V100L246 99V100H242ZM242 101H240V102H242ZM257 101V102H258ZM144 102V101H143ZM231 102L232 103H234L232 100H231ZM244 102H242V103H244ZM135 103V104H134ZM136 103H137V105H136ZM241 103V104H242ZM229 104V103H228ZM258 104V103H257ZM264 104V103H263ZM32 105H30V106H32ZM238 106V105H237ZM244 106H246V105H244ZM244 106L243 105H241L240 107L242 108H244ZM240 107H238V108H240ZM21 108V107H20ZM23 108V107H22ZM32 108V107H31ZM137 108H139V109H137ZM142 108H145V107H142ZM242 108V109H243ZM247 108H248V105H247ZM25 109V108H24ZM151 109H153V108H151ZM258 110V109H257ZM148 111H149V115H150V113L152 114V111L151 110H149V109H147V113H148ZM154 111V110H153ZM20 112V111H19ZM241 112V111H240ZM243 112V111H242ZM28 113V114H27ZM165 113H166V111H165ZM27 114V115H26ZM167 114V113H166ZM24 115H22V113H21V116H23L24 117ZM20 116V115H19ZM152 116V115H151ZM151 116H149V117H151ZM154 116V115H153ZM158 116V115H157ZM161 116V115H160ZM163 116V115H162ZM154 117H156V116H154ZM165 118H167L166 116H164ZM171 117H172V115H171ZM19 118V117H18ZM20 118H22V117H20ZM156 119V118H155ZM18 120H20L21 122L19 123V121H18V123H17V121ZM149 120V121H150ZM158 120V119H157ZM160 120H162V119H160ZM169 120V121H168ZM181 120V119H180ZM157 122V121H156ZM159 122V121H158ZM168 122H170L169 124H166V123H168ZM179 122V121H178ZM181 122V121H180ZM184 122V121H183ZM253 122V121H252ZM147 123L149 124L148 126H147ZM172 123V124H171ZM186 123V122H185ZM244 123H246V122H244ZM250 123V122H249ZM158 124V123H157ZM178 124V123H177ZM177 124H176V126H177ZM181 124V123H180ZM187 124V123H186ZM190 124H192V123H190ZM200 124V123H199ZM183 125V124H182ZM201 125H204V124H201ZM147 126V127H146ZM150 126V127H149ZM180 126V125H179ZM148 127L151 129H155V131H156V133L154 132V130H149L148 129ZM185 126H183V128H184ZM177 128V127H176ZM178 128H180V127H178ZM182 127H181V129H179V130H182L183 129ZM30 129H32V131L36 134L35 135V139L36 140H39L38 142H37V144H39L40 143V145H39V147L38 146H36L34 149H31L32 151H30V147L29 148H27V146L29 145V144H31L32 142H30L29 144L27 143V134L28 135H31V137L29 136L28 137V140H29V138L31 139V141H34L33 139H34V136L32 137V134H31V130ZM242 129V128H241ZM40 131V133H38V135H37V133H36V131ZM177 130V129H176ZM175 130V131H176ZM186 130H187V128H186ZM185 130V131H186ZM194 130V129H193ZM45 131H47V132H49V133H45ZM178 131V130H177ZM184 131V129L182 130V132ZM30 132V133H29ZM32 132V133H33ZM174 132V131H173ZM181 132V133H182ZM197 132V131H196ZM245 132V131H244ZM34 133H33V135H34ZM155 133V134H154ZM158 133V134H159ZM164 133H166V132H164ZM180 133V132H179ZM45 134H46V136L48 137H46L45 136ZM48 134V135H47ZM157 134V135H158ZM162 134V133H161ZM161 134H160V136H161ZM168 134V133H167ZM175 134H177V132L175 133ZM185 134V133H184ZM199 134V133H198ZM163 135V134H162ZM185 135H187V134H185ZM194 135V134H193ZM38 136V137H37ZM188 136V135H187ZM186 136V137H187ZM200 136V135H199ZM204 136V135H203ZM220 136V135H219ZM262 136L264 137V135L262 134ZM117 137L118 138H120L121 140H122V143L120 144H114L113 143V140H115V139H117ZM179 137V136H178ZM185 137V138H186ZM251 137V136H250ZM250 137H249V139H250ZM255 137H257V136H255ZM260 137V135L257 137V138H259ZM101 138H103L104 139V143L106 144V146L107 147H104V148H102L103 149V151H102V154H101V156H100V162H96V165L94 164V166H90V164L92 163V161H91V159H90V155L88 156V154H89V152L88 151H90L89 149L87 150V146H89V143H91L90 145H92V146H89L88 148H90V147H93L94 145V147H96V144H97V142L98 141H102V140H100ZM174 139H176V137L174 136L173 137ZM207 138V137H206ZM252 139V141H255L256 143H257V141L259 140H255V138L252 136L251 137ZM256 138V139H257ZM262 137H260V140H259V144L261 143V142H263L264 143V138L263 139H261ZM160 139V138H159ZM167 139H169V138H167ZM173 139V140H174ZM215 139V138H214ZM233 139V138H232ZM242 139H244V137L242 138ZM152 140H156V139H152ZM151 139H149V142H151L152 141ZM164 140V139H163ZM176 140H179V139H176ZM176 140H174V141H176ZM195 140V139H194ZM204 140H206V139H204ZM262 140V141H261ZM120 141V140H119ZM144 141H146V146L143 148V146H138L139 144L140 145H142V143L144 144ZM174 141H170V140H168V142H166V143H171V144H173V143H175V144H173V145H178L177 147L180 149V151H181V149H183V150H185L186 151V153H185V156L187 155V150H188V152H190L191 153V146H190V148H189V146H187L186 147V145H184V143H182L181 145L179 144V143H177V141L176 142H174ZM213 141V140H212ZM221 141H223V140H221ZM227 141V140H226ZM230 141V140H229ZM233 141H235V142H237L235 139L233 140ZM232 141V142H233ZM261 141V142H260ZM29 142V141H28ZM36 142V141H35ZM128 142H130L129 144H128ZM162 142V141H161ZM196 142V141H195ZM214 142V141H213ZM249 142V141H248ZM255 142H253V143H255ZM87 143H88V145H87ZM187 143V142H186ZM185 143V144H186ZM199 144H201L200 142H198ZM209 143V142H208ZM207 143V144H208ZM215 143V142H214ZM222 143H224V142H222ZM240 143H241V141H240ZM239 143V144H240ZM251 142H249L248 144H250ZM252 143V144H253ZM255 143V145L257 146V144ZM28 144V145H27ZM32 144H34V143H32ZM162 144V145H161ZM170 144V145H171ZM232 144H234V143H231V146H232ZM236 144V143H235ZM258 144V145H259ZM41 145H45V146H41ZM189 145V144H188ZM202 145V144H201ZM206 145V144H205ZM30 146V145H29ZM33 146V145H32ZM31 146V147H32ZM34 146H35V144H34ZM83 146V148H84V146H86V150H85V148H84V150H83V148H82V150H80L81 149V147ZM244 146V145H243ZM248 146H250V145H248ZM20 147V148H19ZM41 147H44V148H41ZM177 147H174L173 146V148H176L177 149ZM181 147V148H180ZM185 149H184V148ZM223 147V146H222ZM235 147H236V145H235ZM27 148V149H26ZM233 148V147H232ZM243 148H245V147H243ZM248 148V147H247ZM91 149V148H90ZM175 149V150H176ZM253 149H254V147H253ZM252 149V150H253ZM259 149V148H258ZM18 150H21V151H18ZM26 150L28 151L27 153H26V157H25V155H24V157H22V154L21 153H23V154H25V152H26ZM170 150V151H169ZM174 150V152H176ZM178 150V149H177ZM197 150V149H196ZM231 150V149H230ZM245 150V149H244ZM262 150V149H261ZM78 151H80V152H78ZM83 151V152H82ZM84 151L86 152L87 151V153H84ZM95 151V150H94ZM161 151V150H160ZM179 151V150H178ZM184 151V152H185ZM193 151V150H192ZM256 151V150H255ZM18 152H20V153H18ZM32 152V153H31ZM183 152V153H184ZM198 152V151H197ZM215 152V151H214ZM232 152V151H231ZM243 152V151H242ZM252 152H254V151H252ZM28 153H31L30 155H29V157L27 156V154ZM84 153V154H83ZM126 153L128 154V155H126ZM213 152H209V154L208 153H206L207 155H206V157L207 156H210L211 154H212ZM19 154L21 155V158L19 157ZM32 154H35V155H33V156H31ZM81 154V155H80ZM87 156H86V155ZM168 154V155H167ZM172 154V153H171ZM170 154V155H171ZM192 155L193 154H195L194 156H196L197 154H196V152L194 153V152H192L191 153ZM220 154V153H219ZM253 154V153H252ZM175 155H176V153H175ZM175 155H174V157L173 158H175ZM178 155V154H177ZM177 155H176V157H177ZM205 155V154H204ZM225 155V154H224ZM262 155H263V153H262ZM33 157V161H29V158H30V160L32 159L31 157ZM34 156H36V158H34ZM127 156H129L132 160H135V161H137V162H139V167H134L133 165L131 166V165H129V166H131V167H127L128 169H126V166H127V164L125 163L126 162V160H127ZM199 155H197V157H198ZM222 156V155H221ZM220 156V157H221ZM228 156V155H227ZM226 156V157H227ZM260 156H261V154H260ZM87 157H88V159L90 160V162L91 163H89L87 160ZM184 157V156H183ZM211 157H212V155H211ZM218 157V156H217ZM219 157V160L221 159V158H223L224 156H222L221 158ZM262 157V156H261ZM16 158V159H15ZM26 158V159H25ZM169 159V157H168V161H169V163H168V165L167 164H165V163H167V162H165V163H163V164H165V166L164 167H161V168H163L165 171H164V173H165V178L170 174L171 175V177H172V173H175L176 174V176L178 177V179L173 175V177L176 179V183H177V181L179 180V182L180 181H183V178H184V176H185V174H184V170H183V168H182V163H183V161H184V158H182L181 157V159L182 160H178L180 157H178V158H175V159ZM186 158V157H185ZM187 158H188V156H187ZM208 158V157H207ZM34 159H35V161H34ZM40 160L43 164H44V166H46V167H48L49 166V164H50V168H47L48 169V171H50L51 169V171H50V173L47 171V169H45L46 167H44V166H42L39 162V164L37 163V160ZM49 161H48V160ZM192 159V158H191ZM201 159V158H200ZM200 159L198 158V162L199 163H201L200 162ZM205 159V158H204ZM211 159V160H210ZM217 159V158H216ZM226 159V158H225ZM251 159H253V157L251 158ZM251 159H250V161H251ZM43 160V161H42ZM57 160H54V164L56 163V164H58V162H55V161H57ZM95 160V159H94ZM93 160V161H94ZM131 160V161H132ZM163 160V161H162ZM207 160V159H206ZM208 160H210V162L212 161V158H208ZM218 160V161H219ZM223 159H221L220 161H221V163L223 162L222 161ZM227 160V159H226ZM239 160V159H238ZM28 161V163L29 164H27L26 162ZM48 161V162H47ZM68 161L70 162V163H68ZM128 161V160H127ZM188 161V160H187ZM30 162H33V163H30ZM45 162H47V164L45 163ZM50 162V163H49ZM87 162V163H86ZM129 162V161H128ZM214 162V161H213ZM225 162V164H226V161H224ZM228 162H229V160H228ZM253 162V161H252ZM257 162V161H256ZM49 163V164H48ZM68 163V164H67ZM86 163V164H85ZM133 163V162H132ZM196 163V162H195ZM242 163H243V161H242ZM258 163V162H257ZM87 164H89V166H87V168H86V165ZM92 164V165H93ZM129 164V163H128ZM141 164V165H140ZM154 165V166H158V165ZM162 163H161V165H163ZM207 164V163H206ZM231 164V163H230ZM236 164V163H235ZM247 164V163H246ZM260 164V163H259ZM29 165H31V166H29ZM39 165H40V167L42 166V168L41 169H39ZM59 165V164H58ZM58 165H56L57 167H58ZM64 166V168L66 167L65 166V164H63ZM126 165V166H125ZM189 165V164H188ZM197 165H200V164H197ZM137 166V165H136ZM140 166H142V168L140 167ZM196 166V165H195ZM221 166H223V165H221ZM221 166H219V167H221ZM227 167H229L228 165H226ZM232 166V165H231ZM93 167H96L97 169H94ZM101 167V166H100ZM197 167H199L200 168V166H197ZM218 167V166H217ZM239 166H236V168H238ZM246 167H247V165H246ZM136 168H137V170H139L138 168H141L139 171H137L138 173H137V175H135L136 173H135V170H136ZM153 168H155V167H153ZM157 168V167H156ZM156 168H155V170H156ZM187 168H188V166H187ZM209 168H213V167H209ZM235 168V170H237ZM242 168V167H241ZM241 168L239 167L238 169L239 170H241ZM13 169V170H12ZM34 169V170H33ZM65 169H67V167L65 168ZM72 169V168H71ZM152 169V170H151ZM190 169V168H189ZM214 169V168H213ZM215 169H216V167H215ZM215 169H214V172H215ZM221 169V168H220ZM232 169V168H231ZM253 169V168H252ZM251 169V170H252ZM260 169H262V168H260ZM46 170V171H45ZM55 170V169H54ZM56 170H58L59 171V168H56ZM68 170V169H67ZM99 170V169H98ZM97 170V171H98ZM147 170V171H146ZM212 170V169H211ZM211 170H209V171H211ZM219 170V169H218ZM222 170H223V167H222ZM227 170H229L228 172H230V168H228ZM244 170V169H243ZM245 170H246V168H245ZM36 171V172H37ZM43 171V172H42ZM45 171V172H44ZM88 171H90V172H92V170H88ZM87 171V172H88ZM94 171V172H95ZM96 171V172H97ZM103 171V170H102ZM111 171V170H110ZM109 171V172H110ZM188 171V170H187ZM199 171V170H198ZM208 171V170H207ZM226 171V170H225ZM242 171V170H241ZM247 171V170H246ZM245 171V172H246ZM67 172H70V171H67ZM90 172H88L89 174H90ZM161 172V171H160ZM159 172V173H160ZM188 172H190V171H188ZM216 172H217V170H216ZM221 172V171H220ZM34 173L35 172H33V174L32 175H34ZM42 173L44 174V173H46L47 175H52V174H55L56 176H54V175H52V177H46L47 175H45V179H47V181H49L48 182V185H45V182H46V184H47V181L45 180V179H43L44 178V175H42ZM49 173V174H48ZM80 173V174H79ZM141 174V175H144V174ZM158 173V174H159ZM162 173V172H161ZM163 173V174H164ZM210 173H212L213 174V171L212 172H210ZM210 173H205L207 176H209V174ZM218 173V172H217ZM225 173V172H224ZM223 173V174H224ZM248 173H250V172H248ZM68 174V173H67ZM93 174V173H92ZM152 174H151V176H152ZM168 174V175H167ZM201 174V173H200ZM220 174H222V173H220ZM61 175H63L62 177H61ZM97 175H98V172H97ZM109 175V174H108ZM170 175H169V177H170ZM194 175H196V172H195V174ZM206 175H205V177H206ZM225 175H226V173H225ZM239 175H241V176H243V178H244V175L243 174H239ZM35 176V175H34ZM68 176V177H67ZM94 176V175H93ZM121 176V177H122ZM156 175H154V178L153 179H155L156 177H155ZM159 176H161L160 174H159ZM158 176V177H159ZM221 176V175H220ZM224 176V175H223ZM222 176V177H223ZM227 176V175H226ZM234 176H235V174H234ZM249 176V175H248ZM28 177L30 178V177H32L33 179L32 180H29L28 179ZM58 177V178H57ZM61 179H60V178ZM115 177V176H114ZM144 178L145 177H147L146 175L145 176H143ZM142 177V178H143ZM169 177H167V180H170V178ZM53 178V179H52ZM58 180H57V179ZM73 178H75V176L73 177ZM107 178V177H106ZM142 178H141V180H142ZM150 178V177H149ZM160 179H161V177H159ZM210 178H212V177H210ZM241 178V177H240ZM36 179H39V178H36ZM36 179L34 180V181H36ZM51 181H50V180ZM65 179V180H64ZM67 179L69 180V181H67ZM77 179H79V178H77ZM90 179V178H89ZM118 179V178H117ZM148 179V178H147ZM195 179V178H194ZM205 179V178H204ZM204 179H202V180H204ZM239 179V178H238ZM54 180H57V181H54ZM80 180L81 181H83L84 180V178H82V177H80ZM98 180V179H97ZM113 180V179H112ZM141 180H140V178H139V181H138V184H139V186H138V188H140V187H142L141 185L143 184V183H141ZM156 180V179H155ZM164 180V179H163ZM166 180V179H165ZM173 180V178H171V180L170 181H172ZM221 180H223V178L221 179ZM220 180V181H221ZM241 180V179H240ZM245 180V179H244ZM30 181V183L28 184V182ZM38 181V180H37ZM56 184V186H52L53 187V189L52 188H49V187H51V185L52 184H54L53 182ZM59 181V182H58ZM92 181V180H91ZM109 181V180H108ZM145 180H143V182H144ZM149 181V180H148ZM169 181V182H170ZM209 181V180H208ZM56 182H58V183H56ZM112 182V181H111ZM159 182H160V180H159ZM168 182V183H169ZM222 182V181H221ZM239 182V181H238ZM237 182V183H238ZM243 182V181H242ZM261 182V181H260ZM259 182V183H260ZM52 183V184H51ZM61 183V184H60ZM66 183V185H69V184H67ZM153 183V182H152ZM154 183H156V182H154ZM161 183V182H160ZM174 183V180H173V182H171V184H173ZM189 183V182H188ZM200 183H203V181L202 182H200ZM199 183V184H200ZM236 183V182H235ZM258 183V184H259ZM50 184V185H49ZM75 184V185H76ZM107 184H109V183H107ZM110 184H112V183H110ZM125 184H127V183H125ZM159 183L157 182V185H158ZM182 184V182L180 183V185ZM257 184V185H258ZM261 184V183H260ZM260 184H259V186H260ZM74 185V186H75ZM96 184H92V186L93 187H96L95 186ZM103 185V184H102ZM146 185V184H145ZM156 185V184H155ZM176 185L177 184H175L173 187H176ZM183 185H185L184 183L181 185V188H177L178 190H175L176 188H171V187H168L166 190H169V191H166L165 192V195L164 194H162V196L159 198L156 194H157V191H158V189H160V188H156V189H154V188H152V189H150V190H157L156 191V193H154L153 194V192L152 191H149L150 193L152 192V194H149V193H146L147 191L146 190H143V189H141V190H143V191H145V196L144 195H142V194H144V193H142L141 192V190L139 191V190H137V193L138 192H140V193H138L139 194V197H138V200H135V201H132L133 202V204L131 203V204H129V206L128 205H124V207L122 208L121 207V209L120 208H118V210H117V207H119V206H116V207H113L112 205L110 206V209H116V210H113L114 212L112 213V211H110L109 210V208L107 209V210H109L110 212H106L105 213V215H107L108 217H110V216H112L113 218H111V219H114L115 217V219H117L119 216H121V214L122 213H124V212H127L128 213V218H124L123 219V222H121V223H119V219H117V220H114L113 222L112 221H109V222H107L106 223V225H107V228L105 229V231L104 232H106V233H108L110 230H112V228H113V230L112 231H110L109 233H111V236L113 237L114 236V234H116V236H117V241L119 240L120 241V244H121V246L120 247H122V250L123 251H119V253H121L122 255H121V257H122V260L121 261H123L121 264H172V262H170L169 263V261H170V259H172L171 261H173V264H183V263H185V264H192L191 263V260L189 261L188 259V257H186L187 256V253L185 252L184 253V251H183V253L182 254H186L185 256L183 255H181V250L183 249V247L185 246V241H190V243H187L188 245V250H190L191 249V247L193 248V247H195V243L197 242L198 244H199V242L198 241H196V240H194V236L193 235H196L195 236V239H196V237L198 236V237H200L198 234H200V233H198L196 230L198 229H201V228H199V226H200V222L202 223V225H205V223L203 224V222L202 221H199L198 219H196L197 217H194V216H192L193 214H192V211L193 212H195L194 210H191L190 208H189V206L191 207V206H193V204L192 205H190V202H192V199H193V202H194V204H196L195 206V208H194V206H193V208L196 210V209H204V204L202 205L201 204V206H202V208H201V206H200V204L198 205V203H199V199H198V196H197V199H196V196H194V195H192L191 196V201L189 202V199L187 198V197H181V193H180V190L181 189H183L182 188V186ZM220 185V184H219ZM25 186H31L29 189H28V187H27V189H25ZM46 186V187H45ZM69 186H72V185H69ZM69 186H65V188L67 187H69ZM79 186H81V185H79ZM124 186V185H123ZM129 186V185H128ZM136 186V185H135ZM161 186H165V185H161ZM161 186H159V187H161ZM178 186V185H177ZM235 186V185H234ZM263 186V185H262ZM108 187V186H107ZM125 187V186H124ZM123 187V189L125 190L126 189V187L124 188ZM155 187H157V186H155ZM216 187V186H215ZM214 187V188H215ZM247 187V186H246ZM253 187H255V186H253ZM261 187V186H260ZM62 188H64V187H62ZM70 188H72V187H70ZM74 188V187H73ZM121 188V187H120ZM138 188H136V189H138ZM143 188H144V186H143ZM171 188V189H170ZM199 188V187H198ZM209 188V187H208ZM227 188H229V186L227 187ZM263 188V187H262ZM56 189V188H55ZM78 189V188H77ZM77 189H75V190H77ZM91 189V188H90ZM95 189V188H94ZM99 189V188H98ZM98 189H96V190H98ZM128 189V188H127ZM130 189V188H129ZM148 189V190H149ZM204 190H205V188H203ZM202 189V190H203ZM239 189V188H238ZM260 189V188H259ZM43 190L41 189V191H40V194H39V196H40V198H41V202L39 201L40 200V198H39V200H37L35 197L36 196H34V194H36L37 196H38V193L39 192H33L34 194H32V193H30V192H28L30 195H32V196H34V199H33V201H31L32 200V196H27L28 197V199H29V197H30V201H31V203L33 202V203H35V202H39V204L40 203H43V205L42 204H40V205H42V206H44L45 208H47L46 206H45V202H46V200H47V198H46V200H45V202H43V198H42V196L44 197V193H43ZM56 190H59V189H56ZM93 190V189H92ZM102 190V189H101ZM247 189H245V191H246ZM250 190V189H249ZM13 191H14V189H13ZM50 191V190H49ZM52 191L50 192L51 194H52ZM66 190H64V191H56L55 192V194H54V198L52 197V196H50V195H48L49 196V198H51L52 197V199L53 200H51V199H49V200H47V201H49V202H52V201H58L57 203L55 202V205L56 206H54L53 208H56L57 207V209H61L62 208V206L61 205H63L64 204V206H65V203L66 202H64V200L66 199H64V200H62L63 198H64V195L65 196H68L67 198H70L69 197V195L71 196V194L70 193H72V191L71 190H68L67 192H70V193H66L65 192ZM99 191V190H98ZM107 191V190H106ZM108 191H110V190H108ZM114 191V190H113ZM174 191L176 192L175 194H174ZM179 191V192H178ZM182 191V190H181ZM192 191V190H191ZM206 191V190H205ZM239 191V190H238ZM245 191H244V193H245ZM45 192V191H44ZM60 192H62V193H60ZM75 192V191H74ZM79 192V191H78ZM90 192V191H89ZM101 192V191H100ZM169 192V193H168ZM180 193V194H178V193ZM247 192V191H246ZM249 192V191H248ZM250 192H251V190H250ZM258 191L256 190L254 193H255V195H256V193H257ZM42 193V194H41ZM58 193V194H57ZM64 193V194H63ZM77 193V192H76ZM84 193V192H83ZM99 192H97L96 194H98ZM108 194L110 193V192H107ZM129 193V192H128ZM159 193V192H158ZM166 193H168L169 195H171L170 193H173V195H172V198H171V196H170V198H169V196H166ZM193 193V192H192ZM240 193H242V192H240ZM56 194H57V196H58V198H56L57 196H56ZM66 194H68V195H66ZM95 194V193H94ZM111 194V193H110ZM130 194V193H129ZM147 194H149V196L147 195ZM167 194V195H168ZM206 194V193H205ZM224 194H226V193H224ZM224 194H222V195H224ZM237 192H235L234 193V195L235 196H233V194L231 195L233 198L234 197H236L237 198V196L238 195H240V194H237ZM243 194V193H242ZM257 194H259V193H257ZM42 195V196H41ZM45 195H47V193L45 194ZM62 195V196H61ZM78 195V194H77ZM99 195V194H98ZM134 195V194H133ZM177 195V199H180V200H176V198H175V196ZM179 195V196H178ZM199 195H201V194H199ZM218 195H219V193H218ZM222 195L220 196V197H222ZM227 196H225V197H231L230 195H228V194H226ZM254 195V196H255ZM13 196V195H12ZM76 196V195H75ZM82 196H83V194H82ZM137 196V195H136ZM173 196H174V198H173ZM201 196H204V195H201ZM210 196V195H209ZM215 196V195H214ZM257 196V195H256ZM24 197V196H23ZM26 197V198H27ZM61 197V198H60ZM104 197H105V195H104ZM108 197V196H107ZM106 197V198H107ZM164 199H163V198ZM165 197H168V198H165ZM179 197V198H178ZM212 197V196H211ZM220 197H213V200H214V198H220ZM224 197V196H223ZM222 197V198H223ZM224 197V198H225ZM240 197H242L241 195H240ZM239 196H238V199H237V201L238 200H240L239 198H240ZM258 197V196H257ZM19 197H17L16 198V200L18 199ZM25 197L24 198H22V202H20V204H19V202L17 203V202H15V203H17V205H19L18 207H20V206H22V204H25L26 203V205L27 204H29V203H27V202H24V201H26L25 199H26ZM79 198V197H78ZM103 198V197H102ZM102 198L100 199H98V196H97V200H101V201H104V200H102ZM110 198H112V197H110ZM204 198H206V197H204ZM222 198H220V200L222 199ZM236 198H234L235 199V201H236ZM28 199H27V201H28ZM45 199V198H44ZM55 199V200H54ZM71 199V198H70ZM70 199H68V200H70ZM76 199V200H75ZM85 199V198H84ZM92 199V198H91ZM115 199V198H114ZM137 199V198H136ZM158 199H160V200H167V204H165V206L164 207H162L161 205H160V203H162V202H160V200H158ZM174 200V202H173V200ZM218 199H216V200H218ZM227 199V198H226ZM258 199V198H257ZM257 199H256V201H257ZM264 199V198H263ZM15 200V199H14ZM13 200V201H14ZM24 200V201H23ZM34 200H36L35 202H34ZM62 200V204L60 203L59 204V202ZM73 200H75V201H78L79 199H77V196L73 199ZM82 200V199H81ZM88 200V199H87ZM95 200V199H94ZM128 200V199H127ZM172 200V201H171ZM197 200V201H196ZM206 200V199H205ZM212 200V199H211ZM212 200V201H213ZM217 201V204H218V202H220V204H222V202L224 203L226 200H221V201ZM229 200H230V198H229ZM233 200V199H232ZM254 200V199H253ZM29 201V202H30ZM65 201H67V200H65ZM74 201V202H75ZM96 201V200H95ZM108 202H109V200H107ZM116 201V200H115ZM115 201H114V203H115ZM129 201V200H128ZM177 201V202H176ZM180 201V203L178 204V202ZM200 201H201V198H200ZM234 201V202H235ZM72 201H69V203H71ZM73 202V203H74ZM86 202V201H85ZM98 202V201H97ZM106 202V201H105ZM104 202V203H105ZM116 202H118V201H116ZM175 203V205L173 204V203ZM216 202V201H215ZM72 203V204H73ZM82 203V202H81ZM98 203H100V202H98ZM164 203V202H163ZM202 203V202H201ZM204 203V202H203ZM226 203V202H225ZM235 203H237V202H235ZM241 203V202H240ZM239 203V204H240ZM47 204H50V203H48L47 202ZM58 204H59V207H58ZM75 204V203H74ZM102 204V206L101 207H103L105 204H103V203H101ZM116 204H118V203H116ZM116 204H114V205H116ZM119 204H120V202H119ZM214 204V203H213ZM213 204H211V207H212V205ZM228 204V202L225 204V205H227ZM230 204H231V201H230ZM253 204V203H252ZM13 205V207H14V204H12ZM31 205V204H30ZM29 205V206H30ZM71 205V204H70ZM82 205V204H81ZM174 205V206H173ZM177 205V206H176ZM28 206V205H27ZM31 206H33V205H31ZM30 206V207H31ZM36 206V207H35ZM126 206V207H125ZM176 206V207H175ZM219 206V204L217 205V207ZM250 206V205H249ZM30 207H27V210L30 208ZM38 207H39V209H38ZM66 207H71L70 209L69 208H67L69 211L70 210H72L74 207H73V205L72 206H67L66 205ZM73 207V208H72ZM92 207H94L93 205H92ZM107 207H109V206H107ZM113 207V208H112ZM199 207V208H198ZM227 207H229V205L227 206ZM227 207H226V209L225 210H227ZM22 208H26L25 207V205L22 207ZM21 207H20V210H23ZM33 208V207H32ZM44 208V209H45ZM48 208H50V207H48ZM47 208V209H48ZM82 208V207H81ZM80 208V209H81ZM213 208V207H212ZM248 208V207H247ZM17 209H19V208H17ZM36 210V212L34 211L33 212V210ZM37 209H38V211H37ZM41 209H43V208H40V206H38L36 203H35V205H34V208H33V210H32V212L30 211L29 212V210H28V215L30 216V215H32V217L34 216V213H37V214H35L36 216H34V217H38L39 216V214H41V212L43 211V210H41ZM51 209V208H50ZM57 209H55V210H57ZM77 209V208H76ZM94 209H97V208H95L94 207ZM93 209V210H94ZM123 209H127V211H125V210H123ZM206 209V208H205ZM246 209V208H245ZM54 210V211H55ZM83 210H85V208H83L82 209V216H84V218L86 219V216H88L87 218H94V219H97V218H100V216L98 217V216H96L97 215V213H96V215H92V214H89L88 215V213H89V211L88 212H86V210H85V213H87V215L84 213V215H83ZM190 210H191V214H190ZM209 210V209H208ZM207 210V211H208ZM16 211H18L16 214H19L20 212H19V210H15V212ZM41 211V212H40ZM47 211H49V213L48 214H50L51 213V211L52 210H47ZM57 211H59V210H57ZM68 211V212H69ZM73 211V210H72ZM79 211H81V210H79ZM99 211V210H98ZM209 211H215V210H209ZM242 211H244V210H242ZM242 211H240V213H242ZM22 212V211H21ZM75 212V211H74ZM90 212H91V210H90ZM93 212V211H92ZM224 213H225V211H223ZM229 212V211H228ZM234 212V211H233ZM236 212V211H235ZM237 212H239V211H237ZM246 212V211H245ZM11 213V212H10ZM12 213H14V211L12 212ZM31 213H33V214H31ZM65 214L67 213V212H64ZM63 213V214H64ZM71 213V211L69 212V213H67V215H66V217H70V214ZM77 213V212H76ZM226 213H227V211H226ZM248 213V212H247ZM246 213V214H247ZM15 214V213H14ZM22 214H23V212H22ZM52 214V213H51ZM55 214V218H57L56 220H58V219H60V217L59 216H61V214L62 213H60V215H59V213L57 214L58 215V217H56L57 215H56V213H54ZM63 214H62V216H61V218L63 217ZM197 214H199V213H197ZM232 214V213H231ZM8 215V214H7ZM26 215V214H25ZM42 215V214H41ZM44 215V214H43ZM75 216H76V214H74ZM196 215V214H195ZM201 215V214H200ZM244 215V214H243ZM264 215V214H263ZM16 216V215H15ZM18 216V215H17ZM20 216V215H19ZM19 216L17 217L18 219H19ZM51 217H47L48 218V220H51L52 219V215H50ZM79 216H81V215H79ZM79 217V218H81V219H79L78 217H77V219L78 220H80L79 221V223L77 224L76 223V225L74 224V222H73V220H72V217L71 218H67V220L68 219H71L72 220V222H71V224H70V226H72L73 224L75 225H73L74 226V228H76V226H77V228H76V230H81L82 231V227L81 226H79V224H80V222H81V224H84V226L86 225V223L83 221V217ZM106 216V217H107ZM125 216V215H124ZM254 216V215H253ZM259 217L260 215H256V217ZM262 216V215H261ZM5 217H6V215H5ZM21 217H22V215H21ZM31 217V216H30ZM33 217V218H34ZM54 217H53V219H54ZM65 217V218H66ZM97 217V218H96ZM244 217V216H243ZM39 218V217H38ZM37 218V219H38ZM46 218V219H47ZM51 218V219H50ZM64 218V217H63ZM83 218V219H82ZM216 218V217H215ZM260 219H261V217H259ZM258 218V219H259ZM262 218H263V216H262ZM6 219H8L7 217H6ZM15 219H16V217H15ZM25 219V218H24ZM45 218H44V220H42L43 221V223L46 225V223H45V220H46ZM84 219V220H85ZM102 219H104V217L102 218ZM121 219V218H120ZM199 219H200V217H199ZM208 219V218H207ZM264 219V218H263ZM11 220H13V218L11 219ZM17 220V219H16ZM41 220V219H40ZM63 220V219H62ZM66 220V219H65ZM76 220V219H75ZM119 220V221H118ZM169 220V221H168ZM215 220V219H214ZM253 220H254V218H253ZM1 221V220H0ZM3 221V220H2ZM9 221H10V218H9ZM8 220L6 221V222H9ZM14 221V220H13ZM26 221H28V220H26ZM32 221V220H31ZM30 221V223L32 224L33 222H31ZM34 221V220H33ZM87 221V223H90V221L88 222V220H86ZM108 221V220H107ZM161 221H166V225L165 224H163V225H161L160 224V222ZM167 221L169 222V224H171L170 226H169V224L167 223ZM257 221V220H256ZM259 221H261V220H259ZM264 221V220H263ZM35 222V221H34ZM55 224H56V222L58 223V221H53ZM78 222V221H77ZM105 222V221H104ZM111 222V223H110ZM171 222V223H170ZM244 222V221H243ZM2 222H0V224H1ZM10 223V222H9ZM20 223H23V221L22 222H20ZM39 223V222H38ZM43 223H42V225H43ZM53 223V224H54ZM92 223V222H91ZM89 224V226L90 225H92V224ZM109 223V224H108ZM119 223V224H118ZM216 223V222H215ZM237 223V222H236ZM238 223H239V221H238ZM252 223V222H251ZM4 224H6L5 222H4ZM4 224H2L3 226H5L6 227V225L8 224H6V225H4ZM19 224V223H18ZM25 224V223H24ZM35 224V223H34ZM34 224H32L33 225V227H34ZM59 224V223H58ZM57 224V225H58ZM95 224V223H94ZM210 224V223H209ZM244 224V223H243ZM9 225V224H8ZM29 225V224H28ZM28 225H26V226H28ZM40 227L42 226L41 224H38ZM47 225H49V224H47ZM160 225V226H159ZM212 225V224H211ZM223 225V224H222ZM226 225H228V224H226ZM238 225V224H237ZM264 225V224H263ZM263 225H262V227H263ZM2 226V227H3ZM10 226V225H9ZM30 226V225H29ZM38 226V227H39ZM55 226V225H54ZM59 226V225H58ZM79 226V227H78ZM88 226V225H87ZM104 226V225H103ZM109 226H110V228H109ZM112 226V227H111ZM164 227V228H161V227ZM166 226V227H165ZM213 226V225H212ZM215 226V225H214ZM235 226H236V224H235ZM235 226H233V227H235ZM245 226V225H244ZM248 226V225H247ZM261 226V225H260ZM0 227H1V225H0ZM25 227V226H24ZM42 227H44V226H42ZM52 227H53V225H52ZM91 227V226H90ZM257 227H259V226H257ZM4 228V227H3ZM14 228H15V226H14ZM26 228V227H25ZM28 228V227H27ZM35 228H37V224L35 225ZM51 228V227H50ZM54 228V227H53ZM52 228V229H53ZM68 228H70L69 226H68ZM105 228V227H104ZM109 228V229H108ZM182 228H184V230L186 229V232H189V233H186V234H188L189 236H187L186 234V236L187 237H189V239L188 240H186L187 239V237L186 236H183V240H182V237H180V233H182L181 231H182ZM214 228V227H213ZM215 228H216V226H215ZM239 228L241 229L242 227H238V230H239ZM259 228H261V227H259ZM44 229H45V227H44ZM72 229L73 228H71L70 229V233H71V231H72ZM131 229H135L137 232H138V234H139V236L137 237L136 236V238H135V242L133 241V240H131L130 239V230ZM27 230H29V228L27 229ZM36 230V229H35ZM54 230V229H53ZM52 230V231H53ZM107 230V231H106ZM109 230V231H108ZM188 230V231H187ZM243 229H241V231H242ZM245 230V229H244ZM252 230V229H251ZM261 230V229H260ZM16 231H17V229H16ZM54 231H57V230H54ZM78 231V232H79ZM80 231V232H81ZM102 232H103V230H101ZM235 231H236V229H235ZM248 231V230H247ZM262 232H264L263 230H261ZM7 232V231H6ZM9 232V231H8ZM29 232L30 231H28V233L27 234H29ZM75 231H74V229H73V233H74ZM84 233L86 232V231H83ZM97 232H100V229H98L97 231L96 230H94V236L93 237H95V238H92V241H93V239H96L97 240V237L98 236H100L101 234H97ZM114 232V233H113ZM196 232V233H195ZM205 232V231H204ZM230 232V231H229ZM228 232V233H229ZM243 232V231H242ZM2 233V232H1ZM0 233V234H1ZM52 233H54L55 234V232H52ZM69 233V234H70ZM83 233V234H84ZM108 233V234H109ZM195 233V234H194ZM198 233V234H197ZM217 233V232H216ZM246 233V232H245ZM5 234V233H4ZM4 234H3V236H4ZM97 234V235H96ZM137 234V235H138ZM191 234V235H190ZM204 235H205V233H203ZM212 234V233H211ZM214 235H215V233H213ZM212 234V236L214 237V235ZM234 234V233H233ZM232 234V235H233ZM242 234H244V233H242ZM52 235V234H51ZM78 235V234H77ZM110 235V234H109ZM204 235H202V236H204ZM245 235V234H244ZM30 236L32 237V234L30 233ZM34 236V235H33ZM53 236V235H52ZM97 236V237H96ZM229 236H231V235H229ZM229 236H226V238L228 239V238H230V242L231 241H233V243H237L238 241L240 242V241H243V240H235V239H231V237H229ZM263 236V235H262ZM7 237V236H6ZM13 237V236H12ZM31 237H29V238H31ZM35 237V236H34ZM56 236H54V238H55ZM109 237V236H108ZM120 237V238H119ZM142 238V240H139V239H141ZM165 238V240H164V238ZM184 237H186V239L184 238ZM197 237V238H198ZM211 237V236H210ZM25 238V237H24ZM28 238V239H29ZM51 238H53V237H50V239ZM62 238V237H61ZM68 238V237H67ZM114 239L116 238L115 236L113 237ZM190 238H193V240L194 241H192ZM201 238V237H200ZM207 238V237H206ZM206 238H204V239H202L203 240V242L201 243L202 245L200 246V245H198L196 248H201V251L202 252H204V254H206V252H205V250L203 251V249H205V248H203V244H206L205 246L207 247V243H204L205 241L204 240H206ZM258 238V237H257ZM256 238V239H257ZM4 239V238H3ZM46 239V238H45ZM44 239V240H45ZM56 239V238H55ZM55 239H53L54 241L52 242L54 245H51V244H48V245H50V246H48L49 247V249L51 248L52 250H53V248H54V254H55V250H57V249H59V248H57V247H59V245L60 244H58L57 243V245H56V240ZM104 239H106L107 240V242H108V238H104ZM104 239H101V237L99 238V240H104ZM113 239V240H114ZM208 239V238H207ZM226 239V240H227ZM262 239H263V237H262ZM1 240V239H0ZM19 240H26V238L25 239H22V238H19ZM32 240H33V238H32ZM32 240H30L31 242H33ZM136 240H138L140 243L141 242H143V244L141 245L139 242V244H140V246H142L141 247V249L143 248V247H146V249L144 250V249H142V250H144L143 252H142V257H140L138 254H136V253H138L137 252V245L136 246H134V243L136 244ZM166 240H167V243H166V245L168 246H166L165 247V245H163L164 243H163V241L164 242H166ZM198 240V239H197ZM212 240V239H211ZM26 241H29V240H26ZM26 241H25V244L27 245V243H26ZM29 241V242H30ZM41 242H43L42 240H40ZM50 242H51V240H49ZM60 241V240H59ZM74 241V240H73ZM95 241V240H94ZM98 241V240H97ZM119 241H118V243H119ZM183 241V242H182ZM217 241V240H216ZM224 241V240H223ZM234 241H237V242H234ZM5 242V241H4ZM16 242V241H15ZM13 243V245L14 244H16V246H17V243ZM28 242V243H29ZM30 242V243H31ZM35 242V241H34ZM57 242H58V240H57ZM63 240L62 241H60V243H61V246L60 247H62L63 249L65 248V247H63ZM101 242V241H100ZM110 242V241H109ZM145 242V243H144ZM192 242H193V244H192ZM195 242V243H194ZM259 242V241H258ZM9 243V242H8ZM8 243L7 242H5V244H6V246L4 245V244H2V245H4L5 247H7V245H8ZM22 243H23V241H22ZM29 243V244H30ZM36 243V242H35ZM46 243H49L48 241H47V239H46ZM117 243V242H116ZM117 243V244H118ZM163 243V244H162ZM196 243V244H197ZM209 243V242H208ZM227 244L229 243V242H226ZM232 243V242H231ZM231 243H230V247H232V246H234V248H235V246L237 247V245L236 244H233L232 243V246H231ZM241 243V242H240ZM239 243V244H240ZM248 243V242H247ZM251 242H249V244H250ZM37 245H39L38 243H36ZM66 244H67V242H66ZM99 244V243H98ZM105 243H103V245H104ZM113 244V243H112ZM116 244V245H117ZM169 244V245H168ZM210 244V243H209ZM224 245H223V247H225L227 244H225V242L223 243ZM244 244H246V243H244ZM254 244V243H253ZM257 244V243H256ZM1 245V246H2ZM11 245V244H10ZM12 245V246H13ZM25 245V246H26ZM33 245H34V243H33ZM42 245H43V243H42ZM72 245V244H71ZM163 245V246H162ZM193 245V246H192ZM242 245L243 244H241V247H242ZM22 245H20V247H21ZM24 246V247H25ZM46 246H47V244H46ZM67 246V245H66ZM70 246V245H69ZM105 246V245H104ZM133 246V247H132ZM200 246V247H199ZM247 247H248V245H246ZM8 247H10V246H8ZM28 247H29V245H28ZM34 247V246H33ZM40 247V246H39ZM42 247V249L44 248L45 249V246H41ZM40 247V248H41ZM71 247V246H70ZM69 247V248H70ZM162 247H165V248H162ZM186 247V246H185ZM184 247V249H186ZM226 247H228V246H226ZM225 247V248H226ZM230 247H228V248H226V250L228 249V251L231 249ZM238 247H240V245L238 246ZM3 246H2V248H0L1 250L0 251H4L3 250ZM22 248V247H21ZM47 248V247H46ZM68 248V247H67ZM148 248V249H147ZM196 248H195V250L194 251H196ZM209 248V247H208ZM221 248V247H220ZM230 248V249H229ZM249 248V247H248ZM41 249V250H42ZM50 249V250H51ZM101 249V248H100ZM149 249L151 250L150 252H148L147 253V251H149ZM155 250V251H157L156 253H154L153 252V250ZM222 250H224L223 248H221ZM237 249V248H236ZM239 249V248H238ZM242 249L243 248H241V249H239L238 251H237V254H238V252H241L242 251ZM247 249V248H246ZM263 249V248H262ZM11 250V249H10ZM20 250V249H19ZM30 250V249H29ZM47 250H48V248H47ZM47 250H45L46 252H47ZM51 250V251H52ZM80 250V249H79ZM115 250H116V247H115ZM198 250V249H197ZM261 250V249H260ZM259 250V251H260ZM21 251V250H20ZM45 251H43V252H45ZM58 251V250H57ZM90 252L91 251H93V250H89ZM105 251V250H104ZM103 251V252H104ZM199 251V250H198ZM236 251V250H235ZM262 251V250H261ZM17 252V251H16ZM35 252H37V251H35ZM43 252H40V253H43ZM95 252V251H94ZM103 252H102V254L100 253V251H99V254H101V255H103ZM200 253V251H199V255L198 254H196V255H194V257L195 258H197V257H199V258H197V259H199L200 260V258H202L201 256H203V255H201V254H203V253ZM243 252V251H242ZM242 252L240 253L241 255H242ZM6 253V252H5ZM10 253V252H9ZM21 253V252H20ZM93 253V252H92ZM91 253V254H92ZM145 255H144V254ZM233 253V252H232ZM231 253V254H232ZM260 253V252H259ZM2 254H4V252H2L0 255L3 257V256H5V255H2ZM6 254H8V253H6ZM10 254H13V253H10ZM9 254V255H10ZM46 254V253H45ZM45 254H43V256L45 255ZM54 254L53 253H51L50 252V255H52V256H50V257H52L53 258V256H54ZM91 254H90V256H91ZM97 254V253H96ZM146 254H149V255H147V257L146 258H148V260L146 259V261L144 260V258H143V256H146ZM234 254H235V252H234ZM233 254V256H235ZM246 254V253H245ZM94 255V254H93ZM207 255H208V253H207ZM228 256V253L227 254H223V257H222V259H221V262H222V260H223V258H224V256ZM247 255V254H246ZM256 255H258V254H256ZM45 256H48L47 254L45 255ZM55 256H57L56 254H55ZM97 256V255H96ZM107 256V255H106ZM115 256H117V254L115 255ZM148 256H150V258L148 257ZM171 256H173V257H171ZM221 256V255H220ZM226 256V257H227ZM238 256H240V255H238ZM261 256H264V254H262ZM1 257V258H2ZM6 258H4V259H6V261H7V256H5ZM17 257V256H16ZM58 257V256H57ZM84 257V256H83ZM118 257V256H117ZM174 257H176L175 258V262H174ZM179 257V259L178 260H176L177 258ZM180 257H182V258H180ZM226 257L224 258L225 260H226ZM232 257V256H231ZM236 257H237V255H236ZM246 256H244V258H245ZM0 258V259H1ZM10 258V257H9ZM19 258H21V257H19ZM37 258V257H36ZM45 258H47V257H45ZM88 258V257H87ZM96 258V257H95ZM94 258V259H95ZM102 258H104V255H103V257ZM141 258H143V259H141ZM170 258V259H169ZM187 258V259H186ZM257 258V257H256ZM14 259H15V257H14ZM25 259V258H24ZM23 259V260H24ZM40 258H38V260H36V261H39V262H35V263H42V262H40V260H39ZM53 259H56L55 257L53 258ZM107 259V258H106ZM115 259H117L116 257H115ZM114 259V260H115ZM119 259H120V256L118 257V261H119ZM181 259V261H179ZM209 259V258H208ZM217 259V258H216ZM219 259V258H218ZM238 259H239V257H238ZM249 259V258H248ZM251 259V258H250ZM253 259H254V257H253ZM10 260V259H9ZM49 260H52L51 258L49 259ZM48 260V258L46 259V261H49ZM85 260H87V259H85ZM113 260V259H112ZM186 260V261H185ZM203 260H205L204 258H203ZM225 260H224V264L226 263L225 262ZM231 260V259H230ZM255 260V259H254ZM2 261V260H1ZM20 262H21V260H19ZM35 261V260H34ZM57 261V260H56ZM59 261V260H58ZM82 261V260H81ZM87 261H89V260H87ZM200 261H202V260H200ZM17 262H18V260H17ZM25 262V261H24ZM52 261H49V263L50 264H53V262L51 263ZM193 262V261H192ZM221 262H217V263H219V264H221ZM244 262V261H243ZM242 262V263H243ZM251 262H252V260H251ZM3 264H5L4 262H2ZM1 263V264H2ZM34 263V264H35ZM48 263V264H49ZM54 263H55V260H54ZM83 263H84V261H83ZM93 262L92 261H90V264H92ZM108 263V262H107ZM253 263H254V261H253ZM8 264V263H7ZM9 264H10V262H9ZM44 264V263H43ZM59 264V263H58ZM62 264V263H61ZM88 264V263H87ZM100 264H101V262H100ZM119 264V263H118ZM227 264V263H226Z\"/></svg>", "mask_w": 264, "mask_h": 264}]
</instances>
